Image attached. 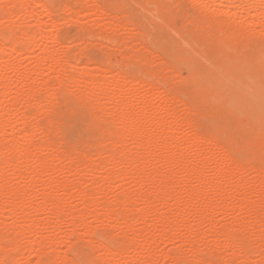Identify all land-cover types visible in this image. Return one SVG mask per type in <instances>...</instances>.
Segmentation results:
<instances>
[{
	"label": "rangeland",
	"instance_id": "rangeland-1",
	"mask_svg": "<svg viewBox=\"0 0 264 264\" xmlns=\"http://www.w3.org/2000/svg\"><path fill=\"white\" fill-rule=\"evenodd\" d=\"M11 1L14 2V0H10V2H9V0L8 1L0 0V11H1L3 6L6 7L4 9L9 10L8 6L6 4H8V5L10 4L9 7H11V5L14 6V3L15 4L17 3L16 4L17 6H15V7L18 8V10L15 8L13 9V11H16L15 13H13L15 15V16L13 15L14 19H13L12 15H11L12 17L10 18V12H8V14L6 15L4 12L5 10L3 11V9H2L3 12L0 14V19L3 17L7 18V17H5V15L6 16L9 15V16H8V19H4V18L1 19L2 23L4 24L5 27L2 28L0 26V29L1 30L6 29V31H9V30L12 31L11 29H13L12 28L13 24L14 25L15 24L17 25V23H18V25L22 24L21 26L17 25V27H19V30H18V28L15 27L16 25L13 26L17 29V31H15L16 29L14 28L15 30L13 29L14 31H12V32L13 33L16 32V33H14L15 36L18 35V37H19V34H20L21 36L25 37V39H26L27 35H28V37L30 36L29 35L30 33H31V35H33V34H35V32L36 33L39 32L38 26H40V25H35L36 23L38 24L42 20L47 22V23L53 21V23H51V25L52 26L55 25L54 26L55 28L54 27L52 28V26H50V23L47 24L43 21L40 23V24L44 25V26L43 25L42 26L47 31H49V30L51 31V29H53L51 34L49 35L48 39L46 38L44 40L43 45L46 46L47 48L49 47V49H50V47H52L51 48L52 50H50V51H55L56 50L55 47L57 45L60 46V47L57 46L56 48H57V50H58V48H61V50L60 51L58 50V52H55V54L53 52V55H55L53 57H55L59 62H62L66 59V61H68L70 63L69 64L66 61L62 62L63 64L67 63L66 65L64 64V67L68 66V67H66L67 72H65V73L67 76L70 75L69 76L70 78L67 79L66 78L67 76H65V73H64V76L61 75V77H62L61 80L65 81L64 82L65 84L64 83H58L59 81H58V78H56V77L59 75H57L56 72H55L56 75H54V72H53L54 67H56V65H55V63L51 64V61L46 62L47 65L44 64L42 66L43 68H41V66H38V65L36 66L37 59L42 56V50H39L37 47L35 48L36 42L30 44L27 40V41H25V44L23 43L24 41L23 42L21 41V43H20L19 42L20 37L18 39V43H16V45H15L16 47L13 46L12 44L16 41V40H14V42H13V39H16L18 37L13 38L12 41L6 42V45L8 48H9V46H13L16 48V50H19V51L21 50L20 52L21 53L24 52V53H22V54L19 53L20 55L18 54V56L12 57V56H15V54H17L19 52V51L17 52L15 50L17 53L15 52V54H14V52H13V54H11L12 56L10 57L9 54L12 53L10 51H12L13 47H11V49L9 48L10 50L8 48H6V51H7L6 55L5 54L2 55V57H4V58L1 57L0 63L4 62L5 59H6L5 60L6 65L9 62L8 59H11L12 63L9 62L8 63L9 65L7 67H4L6 65H4L3 63L2 64L4 66L2 64L0 65L1 67L3 66V68L0 67V79L1 78L3 79V81H2V79L0 80L1 81L0 82V86H1L0 92H2V90H4V87H2V86L8 85L10 89L6 87L4 92L11 93L13 90V94L11 93L12 94L11 96L15 97L16 96L15 95L16 90H17L16 88H18V89H21L20 91H22V93L24 91V93H23L24 95H21V96L19 95V96L20 97L24 96V97L22 99L20 97H15V99L14 98L11 99L12 97L8 93H5V94H7V96L9 95L11 97V98L10 97L6 98V100H5L4 97H6V96L0 95V97H1L0 101L2 103H4V105L7 108H11L10 111L13 109L10 112V115L7 114V119L5 116H2V115H0V119L2 121H5V123L9 124V125L7 124L9 130H11V128L14 126L16 127V125L21 126V130H23V131L24 130L26 131V129H27V131L31 132L33 130L32 131L33 133L31 132L32 135H31V133L27 132L28 136L26 137V139L29 138V140L30 141L32 140V142H30L27 139L28 140V143H27V141L25 140V146H26V148H30V149L32 148L33 152L31 150L29 152H31L33 156L35 155V157H32L31 153L30 154L27 153L28 155L27 154L26 155L28 157H26V155H25V158H23L24 156L23 157L17 156V154H15L16 156L13 154H10L9 157L12 155L11 158H12L13 162L15 161L13 163L14 165L12 164L11 166H8V167L4 166V169L6 168L4 184L6 186L10 187L11 189H17L23 185L22 188H24L25 190L19 194L20 196H18V195L17 196H10V198L5 197L6 195L4 193L0 192V259L3 262H6V264H37V263L38 264H56V263L60 264L63 261V258L67 255V258L69 256L73 257L71 259L72 260L74 259V262L73 261L71 262L70 257H69L68 258L69 260L65 261L66 264H73V263L74 264H76V263L87 264L89 262H90L89 264H98V263L103 264L104 263L103 262V253H102L103 251L102 252L99 251V249H101V250H103V249H102V247H100L97 250V247H99L97 245H99L100 242H103L105 245L108 244L106 246L111 248L112 249L111 251L114 250L113 252H122V250H123L122 254H125V255H120L119 258H117V259L115 257H118L119 254L117 256L113 257L115 262L112 259L113 260L112 261L113 263L111 262L112 264H142L144 261H146V259L148 260L149 255L151 253L152 254L158 253L159 256L162 255V258H163L164 257L163 256L164 254H162L163 252H166V253L169 252L171 255L174 256L181 249H183L182 257L184 254H186L187 256L186 255L184 256V257H187L186 259H183V258L177 259L173 256H172L173 258L171 259V256L169 254L168 255L170 256V258L167 254H165V256L166 255L168 256V258L166 256V258L163 259V261L161 259L162 262H159V264H188V262H189V264H191L192 262H193L192 264H195V263L196 264H232L233 263L232 260L234 261L233 264H237V263L239 264L240 262L242 264L243 263L247 264L248 260H249L248 264H261V263L264 264V261L262 262V260H264V238L262 237V236H264V235H262V233L264 234V231H263L264 225H263V227H261V225L256 222L257 217H261V216L264 217V214H263L264 211H262L264 209V207L262 208V206H264V203L263 204L260 203L261 201H264V198L262 200L261 196H263V194H260L261 196L259 195V193L264 192V179L262 178L263 181L261 180V177H264V173H263V175H262V173H260L262 171V169L264 168V155H263L264 152H260V153L256 154V152L254 150H257V152H258V149H256V148H258L256 146L257 143H255V141H252V137L255 139L256 138L258 139L264 135V133H263L264 132V106H260L258 104L256 105V102H254V100H257V98L260 99L262 97V94L258 93L257 90H258L259 82L264 80V68L262 70H259V71L257 69L259 61L262 58H264V56H263L264 55V51H263L264 50V37L261 36L259 33L261 31V28L257 29L258 33L255 32L256 34L255 33L250 34L246 38V41H245V39H243L244 41L243 40L242 41L244 42V44L242 43V41H240L238 43V45H240V46H238V45L234 46L235 51H241L240 49H242L241 48L242 46H243V49H246V50L242 49V51H243L242 53H239V52L235 53L234 50H231L234 48L226 46L227 42H228L227 40L220 41L221 39H223L221 37L222 36L224 37V34L221 33L219 28H218L219 24L221 23V19L218 17H215V19H214V17H213V19H210V18H212V16L210 17L207 15H205V16H207L205 18L201 17L204 15L198 13V9H197V7H195L196 5L192 2V0H190V1L189 0H128V1L127 0H106V1L105 0H95L96 2L93 0H83V1L81 0L84 3H81L79 0H46V1H48V3L45 0H39L37 6L40 8L37 9L38 7L35 8L36 6L33 7L34 5H32V6L28 7L30 9V11L28 10V8L20 7V5H18V0H16L14 3H12ZM41 1H42V3H41ZM41 4L46 5L45 8H44V5H41ZM98 4H99V6H98ZM41 6H42V8H41ZM63 8H64V10H63ZM147 8H149V10ZM40 9H41V11H40ZM43 9H45V10H43ZM89 10H93V12L91 11V13H90ZM95 10H98V14L95 13L96 12ZM32 11L33 12L36 11L37 17L40 16V17H42V19L40 18V21L38 20V18L35 19L34 17H32V18H34V20L31 19ZM196 11H197V13H196ZM22 12H24V13L27 12V13H25L26 15L23 14L24 15L23 16ZM87 12H89L90 14H88ZM99 12L101 14H99ZM48 13H50V14H48ZM94 13L97 16L94 15ZM157 13H158V15H157ZM199 15H201V16H199ZM78 16H79V19H78ZM48 17L51 18V20ZM72 17H73V20H71ZM27 18H29V19H27ZM74 18H76V20ZM11 19L14 21L20 20L19 21L20 23L19 22L15 23L16 21L13 22ZM48 19H49V21H48ZM52 19H54V20H52ZM8 20L11 21V23L9 25H6L7 23H9V22H6ZM78 20H79V22H78ZM215 20H217V21H215ZM91 25H95V26L93 27ZM49 26H50V28L48 29ZM213 26H214V28H212ZM22 28H24V29H22ZM26 28H28V30ZM215 28H217V30ZM21 29L23 31L25 29L27 30L26 36H25V34H23L25 31L24 32L20 31ZM211 29L216 30V31H214L215 33ZM113 30H115V32ZM164 30H165V32H164ZM21 32H23L22 33L23 35L21 34ZM56 33L58 34L57 35L58 37L56 36ZM143 35L145 37H143ZM23 37H22V39H23ZM96 37H97V39H95ZM142 38H144L145 40ZM119 40H120V42H119ZM53 41H54V43H53ZM8 42H9V44H8ZM55 42H57V43H55ZM27 43H28V45L30 44L29 48L27 46L28 49L25 46V45H27ZM246 43H247V45H246ZM149 44H151L152 47ZM241 44H242V46H241ZM33 45H34L33 48L35 50L33 49V51L29 53V50H30V48L32 49ZM61 45L64 47H62ZM224 46L226 48L228 47L229 48V50L227 49L228 52L231 50L232 53L230 52L229 54L225 55L226 50H225ZM217 47H219V48H217ZM62 48H64V49L66 48V49L64 50ZM114 48H116V49H114ZM251 49H253V50H251ZM63 50L66 52L65 54L63 53L64 52ZM119 51H121V52H119ZM201 51H202V53H201ZM252 51H255V53ZM75 52H77V53H75ZM194 52H195V54H194ZM199 52L202 54L201 57L198 56L200 54ZM222 53H224L225 57ZM120 54H121V56H120ZM219 54H221V56H220L221 58H217V57H219V56H217ZM238 54H241V55L239 56ZM251 54H253V55H251ZM124 55H125V57H124ZM247 55L249 57H247ZM5 56H7V57L5 58ZM195 56H196V58H195ZM208 56L211 57L212 61H210V58L206 60V58H208ZM215 56H217V57H215ZM235 56H237V57H235ZM239 57H241V61L239 60L240 62H243V63L248 62L250 67L248 69L246 68L247 70L245 69L246 73L244 71L242 74H240V76L238 78V84L237 85H231L230 84L231 82L230 83L227 82V79H233L234 70L237 68V65L239 64V61H238ZM15 58H16V60H14ZM61 58H64V60ZM120 58H122V59H120ZM55 60H54V62H55ZM58 61L56 63H58ZM231 61H233V62H231ZM236 61L238 63H236ZM13 63H14V65H12ZM62 63H61V66H59L60 63H58V65H57L58 67H56V69H59V68L61 69ZM210 63L213 66H211ZM70 65L73 68L70 67ZM48 67H50V68L48 69ZM64 67H62V68L66 69ZM74 67L79 68V69H75ZM82 67H83V69L86 68L89 70L88 73L89 74L91 73L90 76L89 75L87 76V72L85 73L86 78L83 76L84 74H82V71H81V70H83ZM68 68L69 69L72 68V70H74V72H72V70L71 69L69 70ZM193 68H196L197 70H199L201 72V74H202L201 78H197L196 76H194V73L192 70ZM215 68H217V70ZM256 69H257V71H256ZM49 70H52V71H49ZM77 70H79V72H77ZM32 71H34V72H32ZM84 71H86V70H84ZM69 72H72L73 74L76 73V76L75 75L74 76H75V78L77 77V80L79 79V76L80 77L83 76L78 80V83L81 82L80 80L84 79V81L81 82V84H78L76 80H75L76 82L75 81L70 82L74 78H72L73 75L69 74ZM100 72H102L104 75L101 74ZM220 72L222 73V75ZM80 73H81V75H79ZM29 74H31L30 76H31V78L34 79V81L36 80L35 82H31L30 80H28ZM119 75L121 77L122 76L123 77L121 78ZM94 76H95V79L93 80ZM112 76H117V77H120L121 79L126 78V80H125L126 83L131 82V83H127V84L128 85L130 84L129 87H131L132 90L129 87H127L126 83L121 84V85H123V84L126 85L125 87L120 85V86H117L118 88H116L112 85V89L114 87L117 90H119L121 87H123L120 90V94H118V96L115 97L120 102H118L114 98V101H115V103H114L112 97H108V100H107V98L102 97L99 93V87L102 86L103 83L104 84L106 83L105 81H103V78H104V80L107 81V79L109 77H112ZM222 76H224V77H222ZM48 77H50L51 79L50 80L48 79L49 80V81H47L48 84H45L44 82H46V81L44 79L47 80ZM63 77L65 79H63ZM247 77H249V78H247ZM88 79H89V81H87ZM134 79H135L136 83H134ZM5 80H6L7 84H6ZM56 80H57V82H56ZM61 80H60V82H61ZM68 80H70V81L68 82ZM158 80L160 81L161 84H159ZM132 81L134 84H132ZM143 81H144V83L145 82L146 83L145 84L143 83L141 85V82H143ZM36 82H38L40 84H38ZM42 82L44 83L45 88L43 87L44 91L41 88V92H39L36 89L42 87L41 86ZM54 82H56V84H54ZM89 82H92V83H89ZM138 82L140 83V85ZM34 83L37 86H35ZM52 83L54 86L52 85ZM86 83H88L90 85L87 84V86H86ZM157 83L160 86L156 87ZM29 84H33L36 87V88L34 87V89L31 92L32 94H34L36 91L37 96H36L35 101L30 99L31 97L29 96L30 93L28 91V85ZM60 84L61 85L64 84L63 85L64 87H65V85L66 86L70 85V86H68V89H67V87H65L66 88L65 89ZM131 84H132V86H131ZM151 84H153V85H151ZM247 84H249V85H247ZM45 85L49 86V88H51V86H53V87L51 90H49V88H47ZM91 85H93V86L95 85V87H92L91 90H93L94 88H97L95 90L94 95H92L90 93L91 92V90H90ZM59 86H61L64 89V92L66 95L63 93V89L61 87L59 88ZM86 87H89V88H86ZM159 88H160V90L158 91L159 95L157 94L156 95L157 97H155V95L151 96V94L158 93L155 91H157ZM59 89H60V92L62 91L61 96H60V92L58 91ZM86 89L87 90L89 89L90 92L89 91L87 92ZM153 89H155V91ZM241 89L244 90L245 92H247L246 93L247 96L243 99V101L240 104L236 105V100H238V97L240 96V92L242 91ZM6 90H8V91H6ZM10 90H11V92H10ZM45 90L48 91L49 95H46L47 93ZM33 91H34V93H33ZM56 91H58V92H56ZM129 91L131 93H130V96L127 97L125 94ZM228 91H230V92H228ZM14 92H15V94H14ZM146 92H148V93H146ZM166 92H167V94H166ZM225 92H226V94H225ZM28 93H29V95H28ZM96 93H97V95H96ZM20 94H21V92H20ZM147 94L150 95L149 97H151V98L153 97L156 99L151 104L145 103L147 108L149 109V111L152 113V114H150L148 111V114H150L149 117L147 116L146 117L147 119L145 118L146 121L143 120V121H145L144 124L146 125V123H147V126H148V127L147 126L145 127V131L148 135L142 134L140 136V138L142 137L141 140L144 141L145 144L139 140V137L137 139L138 142L135 139L134 140H132V139L128 140L130 138H128L126 140L123 137L124 132H121L120 130H118L117 129L118 125H115V123L113 121L116 122L119 119L120 114H122L121 112H124V111H122V109L128 108L127 106L123 107V106H125V104L127 105V102L125 103L126 100L130 99L129 103L132 102L131 104L133 105V104H135V103H133V101H134V102H136V104H139L141 107L143 105H141L140 103L144 104L143 98ZM252 94H254V96H251ZM13 95H15V96H13ZM54 95L58 96L57 97L58 100H56V97H54ZM84 95H87V98L91 97V96L94 97L95 95H96V97H94L93 100L89 98L90 100H88L89 101L88 102L86 100V97H84ZM99 95L101 97H99ZM167 95L170 96V98H168ZM174 95H176V96H174ZM234 95H236V97ZM64 96H65V98H64ZM81 96H83V97H81ZM161 96L165 97V99H163V100H165V102H166V99H167V102L170 99H171L170 101L174 100V102L173 103L172 102L171 103H169V102L165 103L161 99L162 98ZM80 97L82 99L84 98L83 100H86L88 103L86 101L81 102ZM139 97L142 99H140ZM179 97H181V98H179ZM110 98H112V99H110ZM20 99H21V101H20ZM28 99H29V101H28ZM76 99H78L79 101H77ZM178 99H182V103H181V100H178ZM10 100L14 101V102L12 103V102H10ZM30 100H32L33 104H34V102H36L34 105L39 104L40 106L36 105L33 107V104L30 103V105L32 104L31 105L32 107L31 106L29 107ZM41 100H42V103H41ZM5 101H7L6 104H5ZM16 102L19 103V105ZM37 102H39V103H37ZM123 102H124V105H123ZM116 103L118 104L117 106H116ZM119 103H121L122 105L121 104L119 105ZM129 103H128V105H129ZM14 104L16 107L14 106ZM96 104H98V105H96ZM136 104H135V107L139 108V105H136ZM10 105H11V107H10ZM149 105H152L153 108H150ZM185 105H186V107L187 106L188 107L186 108ZM17 106H19V107L17 108ZM46 106H48V107H46ZM96 106H99L100 109L102 107H104L105 109L107 108V110L105 112V110H103L104 108H102V110L99 111V108H97ZM38 107L42 108V109L43 108H45V109L50 108V112H48L49 109H46L47 111L44 110L47 113H42L44 111L39 112V110H41V109H39ZM15 108H17V110ZM32 108H33V110H32ZM119 108L120 109L122 108V109L120 110ZM141 108H144V107H141ZM154 108L155 109L159 108L160 109V110H158L159 112L157 110H154ZM168 108L172 111H168L169 110ZM113 109L115 110V112ZM204 109H207V111ZM188 111L190 114L188 113ZM194 111H196V112H194ZM49 113H51V114H49ZM134 113L135 112L129 111V114H131V115H129L130 117L128 116L129 118H128L127 122H131L132 121L131 119L136 120L135 118L137 117L138 114H134ZM174 113H175V115H174ZM134 115L136 116L135 118H134ZM158 115H159V117H158ZM27 116H29V117H27ZM110 116H112L115 120H113V118H112V120H113L112 121L110 119L111 118ZM175 117L178 120H180L179 121L180 123L182 121H184L186 123L187 120L189 121V119H190L189 123L190 122L193 123L192 122V120H193L195 122L194 125L198 124V127H197L198 133L203 136V138H202V136L200 135L201 139L202 140L204 139L203 141L206 140L207 142H209L210 139H212L211 141L216 140L215 143L211 142L209 144H213V145L218 144L217 146L212 145L214 148L217 147V149L216 148L214 149L209 144H208V146L210 148L206 149V147H208V146L204 147V145H206L207 143L204 142V144H201V143H203L202 140H201V143L197 145L195 143V141L193 140L194 135L191 134V131L193 130V128L190 127V129H189V125L187 126V124H188L187 123L186 127H185V125L183 126L184 129H182V133H180L179 135L174 136L173 131L168 130L166 132V136L169 138V142L173 146L172 152H173L174 156L176 158H178L180 156V150L184 149L189 154L187 157L188 160L186 159L188 162H186V160H185V163L183 162L182 165L180 163L179 164L175 163L176 164L175 166H172V165H174V163L173 164L171 163L170 165L172 167H171V169L170 168L168 169L165 167H168V166L170 167L169 164H166L165 166H163L164 165L163 163L157 162V161L155 162L153 159L151 161L154 163L150 162V164L152 163V165L147 163L149 165L146 164L147 167L145 166L146 168H144L143 179H142L143 182L139 181V183H135V182L133 183V182H131V181H133L132 178H131V180L125 179V178L123 180L120 177L117 178L116 176H119L118 174L115 176V174L117 172L126 173V172L132 171L131 167L128 168V165L126 164V159L128 158L127 156H129V154H130V156L140 155L141 158H139V159H142L143 157L141 155L144 154V152L147 148L146 146H148L146 144L150 143L149 145L152 146L154 139H155V138H152V137H155V136H152V134L154 135V133H155L154 131L157 128V127H154L155 125H153V124L157 123L156 124V126H157L159 124L160 120H163V122L167 121V120L169 122H171V121L174 122ZM23 118L28 120L27 121L24 119V121H27L26 125H24L25 122L23 121ZM139 118H140V116L138 115L137 119H139ZM199 118H200V120H199ZM129 119H130V121H129ZM203 119H205V120H203ZM50 121H51V124H53V126H54L53 127L54 132L51 131L52 133L50 132V129L52 128V125H49ZM110 121H111V125H113V126H111V125L107 126V124H109ZM175 122H178V121H175ZM184 122H182V125ZM31 123L33 125L35 124V126L32 127ZM204 123L205 124L207 123L206 128H205V125H203ZM40 124L42 127L40 126ZM116 124H117V122H116ZM238 125H240V126H238ZM58 126H60V127L58 128ZM103 126L105 127V129L107 127H110L111 130H110V128L109 129L107 128L108 130L107 129L106 130L109 132L106 133V132H104L105 130L102 129ZM234 126H236V127H234ZM35 127H36V129L38 128L37 131L35 130ZM151 127H154V129H151ZM237 127L238 128L240 127L239 130L236 129ZM55 128H57V129L55 130ZM191 128H192V130H191ZM199 128L200 129L202 128V129L200 130ZM39 129H41V130H39ZM234 129L237 130V131H235V133L236 132L237 133L233 135ZM7 130H6V132H7ZM116 130H118L119 134L117 133ZM149 130H151V131L154 130V131H153V133H151ZM253 130H255V131H253ZM260 130H262V133L260 132ZM1 131L2 130H0V138H2V134H3V131L2 132ZM34 131H36L38 133H36ZM147 131L150 132L152 137L149 135V133ZM193 131H192V133H194ZM110 132L114 133V134L112 135ZM8 133L5 135L3 134V136L7 139L6 142L8 144L10 142H12L14 138H18L19 134L17 135V132H15V134L13 133L14 136L17 135V137H14L13 134H10L12 132H10L9 134ZM34 133L36 134L35 138L33 137ZM254 134H256V135H254ZM48 135L51 136L50 139H55V140H53V141L50 140ZM145 135H147V136H145ZM148 136L151 138H148ZM255 136H258V137H255ZM112 138L116 139V142L113 141ZM151 139H153V140H151ZM51 141L54 142V144H52ZM55 141H57L58 143ZM120 141H124V142L126 141L124 143L125 146L124 145H123V147L119 146L120 148H118V145H120L119 144ZM146 141H148L149 143ZM33 142L34 143L36 142L35 145L33 144ZM61 142H63V143H61ZM140 142L143 145H145L144 148L140 149V147H138L139 144L137 145V143H140ZM106 143H108V144L106 145ZM39 144H41V145H39ZM47 144H50V145H47ZM112 144L114 145V147L116 146V148L113 149V152H112V149L110 148V147H112ZM254 144H256V145H254ZM102 145H106V146L102 147ZM202 145H203V147H201ZM259 145L260 144L258 143V146ZM37 146L39 147L38 149H40V151H38V149H36ZM44 146L47 149H45ZM218 147H219V149H218ZM34 148L36 151H34ZM57 148H58L59 152L57 150H55ZM109 148H110V150H109ZM61 149H63V152H65V154L61 151ZM116 149H117V151H116ZM220 149H221V151H220ZM42 150H44V151H42ZM54 150L57 152H53ZM100 150H102V151H100ZM164 150H163V152H166V153H163V154H169L170 153L169 152L170 150H168V149H164ZM222 150H224V151H222ZM99 151L102 153H99ZM131 151L135 154L131 153ZM34 152H36V154ZM66 152H67V156H66ZM124 152L127 156L124 155ZM221 152L222 153L224 152L225 155H226V153H230L227 155L232 156L234 159L236 158V160L243 166L244 171L240 172L241 174L239 173L240 176L237 175V178L234 177L235 178L234 180L229 179V177H228L229 180L233 181L232 183H230L231 181L228 182L229 180H226L228 182V183L225 182L226 185L225 184L223 185L224 181L222 184L221 183L218 184L221 188L217 185L218 190H216L217 188L214 187L213 192L216 194H218L217 192L219 190H221L219 192V196L218 195L216 196V194H214L212 192V189H210V188L207 189L208 194H206V196L208 198L205 197V198H207V199H205V201L207 202L208 206H211V207H209V208H211V209H209L211 211L208 212L209 214H207V215H204L203 213H202L203 214L202 215L200 213L201 211L199 210L200 207L197 208L198 210L197 209L195 210L193 207L195 206V208H196V204L194 206H191L189 204H186V202H184V200H186L187 197L190 198L189 197L190 195H188L187 193L190 192L192 185H194V187H196L194 189H199V188H197L198 186L202 187L201 186L202 181L198 182V181H200V179L202 180V178H201L202 176H203V178L205 177L206 179H209V180H211V178L214 179L213 177H215L216 171H218L216 169H219V165H218V163L216 164V162L220 161L219 159L221 157H223L221 155L222 154ZM54 153H56V155ZM118 153L121 154L122 157L121 156L119 157ZM146 153H145V155H146ZM234 153H236V154H234ZM58 154L60 157L62 155L61 159L57 156ZM208 154L210 157L207 156ZM50 155L58 157V158L55 157V159H54V161L56 163L54 161H52L53 166H55L54 163L57 164L55 167L56 170L54 169L53 166H52V169L50 171L46 170L47 168H45L44 170H46L47 172L46 171L44 172V170H43V171H41L42 173H39L37 175L38 179H36L37 177H34L35 182L38 181V183L36 182L37 184L34 183L35 185L33 184V186L26 184L27 186H24V184L26 183L27 180H28V182L30 181L29 179H27L28 176L26 175V172L28 170H26V169H29V168L30 169H33V168L37 169L39 167L38 165H41L39 163L44 161L47 156H49L50 159L52 158V156H50ZM113 155L115 157H117V158H115V160L118 159L119 164H114L117 162L109 164L111 162H109L108 160L112 159L114 161V158H112ZM145 155H144V157H145ZM235 155H237V156H235ZM257 155H260V156H257ZM39 156L41 157V159H39L40 158ZM71 156H73V157H71ZM85 156L88 158H90V157L91 158L89 160H87L86 158H83ZM204 157L206 158V161L204 160L205 159ZM26 158H27V160H26ZM49 158L48 157L46 158L47 162L50 160ZM71 158H72V160H70ZM208 158L210 161L208 160ZM56 159H59V160H56ZM83 159H84V161H82ZM199 159H202V160H200L201 164L203 163L202 165L198 164ZM17 160H18V162H17ZM37 160H40V162L37 163ZM90 160L92 162H95V164L93 163L94 169L87 167L88 165L86 166L87 168H90V171H89V170L85 169L86 167L84 165H86V164H84L83 162L88 163V164L89 163L92 164ZM112 160H110V161H112ZM120 160H121V162H120ZM227 161H228V163L230 162V160H227ZM52 162L49 161L48 163H50V165H51ZM70 162L72 163V165L70 164ZM146 162H147V160H146ZM76 163H78V164H76ZM228 163L227 162L223 163L222 167H224L226 164L228 165L227 167H229L231 162H230V164H228ZM257 163H258V166L260 165L259 167H257L255 165ZM79 164L81 165V167H83V166L85 167V168L83 167L84 170L82 168V172H79V170L81 169V168H79L80 167ZM90 164H89V166H92ZM100 164H104V165L106 164V166H102ZM184 164H186V166ZM76 165H78V168H76L77 167ZM111 165H113V166H111ZM157 165H159V166L161 165L162 168H156ZM198 165H199V167H197ZM217 165H218V168H217ZM35 166L37 168H35ZM71 166H73L75 168H73ZM101 166L104 167L105 169L102 168ZM195 166L198 169H200V167L202 166V168H201L202 172L201 173H203V175L199 176V179H198V176H196V175L195 176L193 175L194 177L191 178L192 175L190 177V175L188 174L191 170L195 169L194 168ZM95 167H97V169L99 167V170L95 171V169H96ZM227 167L225 166V168H227ZM231 167H233L232 164H231ZM246 167H247V169H246ZM253 167L255 168V170ZM50 168H51V166H50ZM107 168H109V169H107ZM258 168H260L261 170H259ZM158 169H160V171H162V173ZM75 170H77V171H75ZM102 170L103 171L104 170H107V171L110 170V172L112 174L111 177L109 179H107V181L105 180L106 178H104L105 176L103 175L104 173ZM253 170L256 172H254ZM114 171H115V173H114ZM167 171H170V172H167ZM154 172L156 173V176H157V177L155 176L156 177L155 179L158 180V186H156L157 182H154V179H153L154 175H155ZM252 172H254V173H252ZM262 172H264V171H262ZM21 173H23L24 176H27L26 177L27 180H25V177ZM121 173H120V175H121ZM27 174H28V172H27ZM162 174H163V176L161 178ZM165 175L166 176H170V175L175 176V177L173 176L174 177L173 181L168 182L167 189L170 190L169 187H171V185H172V187L176 190L175 191L171 187L174 190L173 191L171 189L172 190L171 192L173 193L172 198H174V197L180 198L181 197L184 199L183 201H182V199L179 200V201H181L182 205H183V202L185 203L184 204L185 206L187 205L186 210L183 209L182 213H181V209L180 210L178 209L180 211L179 212L176 208L177 203L175 201L178 202V199L175 200V198L174 199H171V197L168 198L170 196L168 194H167L168 196L166 195L167 197L165 195H161V198H159L160 197L159 192H157V191L154 192V190L156 188H158L160 190L161 182H162L163 177ZM258 175H261V176H258ZM113 177H115V178H113ZM130 177L131 176H129V178ZM189 177L191 179V182H190ZM259 177H260V179H259ZM110 179H111V181H109ZM112 179H115V180L112 181ZM144 180H146V181H144ZM186 180H187L188 184H186L187 183ZM47 181H48V184L50 185V188L48 187L49 185H47L48 188H45V186H46L45 182L47 183ZM43 182H44L45 186L43 185ZM152 183H155V184H152ZM66 184H67V186H66ZM169 184H170V186H169ZM186 185H188V186H186ZM55 186H57L56 187L57 189L55 188ZM72 186H74V187H72ZM233 186L238 187L239 191H240V189H242L243 187L245 188L246 186L250 187L248 189H250L251 191H253L255 189L257 191H260V192H257L258 194H256V195L254 194V192L256 193V191H253V193L250 192L249 195H251V194L252 195L248 197L249 200L247 199L251 205L258 203V204H255V206L258 205V206H256L257 208H255L253 205V207H254V208H252L253 210L258 209L257 212H259V213L262 212V214L261 213L258 214L257 212L255 213L254 218L256 217V220L254 219L253 222H252V219H253L252 215H251V219H249V221L252 223V226L255 225L253 223H255V222L257 223L254 226L256 228L248 225V224H250V222L247 221L248 218H250V215L248 214L250 212L247 213V211L244 209V211H246L244 213V211L241 210L242 209L241 203L236 202L239 200L241 201V199H239V197L237 196L239 191L237 192V194H235L238 189L235 190ZM184 189L185 190L188 189V192H187V190L185 191ZM223 189L225 190V193L223 192L224 191ZM61 190H63V191H61ZM71 190H74V191H72L73 193L71 192ZM147 190H148V192L154 193V194L149 195L150 199L152 197L154 200L157 199V197H158V199L153 201L152 203L148 200L150 202L149 205L147 204L148 201L146 203L147 205L142 204L141 201L137 202V205L134 206L135 208L132 207L133 205L128 206V208H125L126 205L123 206L124 204L122 202L124 199L120 200L121 196L123 198H125L126 193H128V194H129V192L130 193H132V192L140 193V192H146ZM232 190H234L235 193ZM174 192L176 193L177 196H174ZM81 193H84V194L81 195ZM88 193H90V194L93 193L92 194L93 196H91ZM220 193L225 194V196L228 194L230 196V198L233 199V201L230 199L231 202H229V203L235 202V203H238V205L240 204L239 205L240 210L238 209L239 212H236L237 209L235 206H237V208L239 206L235 203H234L235 205L234 204L229 205V208L231 207L229 210H232L233 212L227 210V207L225 205L228 203H226V202H224V207H226L225 209L227 211L224 209V207L222 208L223 203L220 202V201H222L221 198L224 197V199L222 198L223 201L224 200L227 201L226 197L228 195L226 197L225 196L220 197V195H222ZM233 193L235 194L236 197H234ZM25 194L28 196H26ZM49 194L53 195V197L55 196L54 198L56 200H57L56 196L58 197V199H62V201L61 200L59 201V204H60V206L63 207L62 208L63 210L60 211L61 207H59V211L61 213L58 211V213H60V214H57L58 216L54 217V220H53V217H52V219L50 218V215H48L49 214L48 211H45V213H44V212H40L42 210L39 209V207L43 204V201H44L43 198H45ZM186 195H187V197H186ZM154 196H156V198H154ZM164 196L167 198V199L165 198L166 200L164 199ZM11 197L13 198L14 202H16V203H14L13 201L11 202V200H12ZM27 197L28 198L30 197L29 200H31L32 204H29V207H27L28 205H26L24 203L23 205L24 206L26 205L25 206V207H27V209H26L22 205V203L19 202V200H21V201L23 200V202L25 200H27V204H28V203H30V201L27 199ZM83 197H85L84 198L85 201H92L95 199L97 202L95 201L92 204V205H94L95 208L92 206L88 207V209L82 207L84 201H81V199L83 200ZM18 198H19V200H18ZM117 198L122 202L120 203L119 200L117 201ZM240 198H241V196H240ZM9 199H10V201H8ZM168 199L174 200V201L172 202V201H169ZM228 200H229V197H228ZM116 201L119 203V206L121 207L120 210H119L120 207L119 208L116 207V205L118 204ZM151 201H152V199H151ZM7 202H9V203L11 202V204H13V205L8 204ZM99 202H100V204L102 203V205H103L102 207H99L100 206ZM200 202H202V201H200ZM173 203H176V204L173 205ZM218 203H219V205L222 203L221 209H224V211L223 210H221L222 212L220 211V206L217 205ZM104 204L107 205V207L112 208V210H110L111 212L114 211V208L116 207V212L115 211L114 212L115 213L118 212L117 215L114 216V212H112L111 215H113V216L109 217V215H108L109 208H105L106 206H104ZM110 204L111 205L113 204L112 206H115V207H112ZM259 204L262 206L260 207ZM96 205H97V207H96ZM11 206H14V208L12 207L13 208L12 210L10 208ZM21 206H23L25 208V210L23 209L24 211H22ZM49 206H50V204H49ZM185 206H184V208H185ZM212 206H214V207L212 208ZM103 207L105 209H101ZM191 207L194 210L189 209ZM216 207L217 208L219 207L218 208L219 211H218V209H215ZM37 208L39 210H37ZM47 208H48V206H47ZM47 208H46V210H47ZM96 209H98L99 211H97ZM140 209H145L146 216L148 218L149 217L155 218V216H157V214H158V217H156V218L160 219V217L163 214V217H169L170 216V218H172V220H174V219L176 220V218L177 219L179 218L178 221L177 220L176 221L178 224H180V223L181 224L177 225V223L174 220L175 226H173L171 229H168V230H170V231H168L166 227L163 230L164 227H162L160 225L162 223L158 222L159 219L157 220L155 218L154 221L156 220L155 222L158 225H153L152 223H155V222H153V220H151L152 221V223H151V221H150L151 218H149V219L147 218L146 221H149V224H150L149 225L148 222L145 221V219H143L144 221L141 220L140 218L137 219L138 218L137 217L138 211ZM253 210H251L252 213H254ZM120 211L122 214H120ZM241 211H242V213H240ZM47 212H48V214H47ZM96 212L97 213L99 212V213L96 214ZM125 212L128 214L125 215L126 214ZM152 212H153V214H152ZM42 213H44V214H42ZM79 213H80V215H79ZM81 213H83V214H81ZM92 213L93 214L95 213L96 216H98L99 218L98 217L95 218L94 217L95 214L93 215ZM155 213H156V215L154 217H152V215H154ZM198 213L200 214V216ZM252 213H250V214H252ZM165 214L166 215L168 214L169 216L168 215L166 216ZM177 214H178V216L176 217ZM78 215L80 217H81V215H85L84 216L85 218L84 217L80 218ZM104 215L106 217H104ZM120 215L122 216V218L120 217ZM124 215H125V217L126 216H128V217L125 218ZM159 215H161V216L159 217ZM57 217L60 219L57 220ZM70 217H71L73 224L71 223ZM107 217H109V219ZM111 217H114V218L118 217V219H119L118 221H120V222L119 223L117 222V224H116V222H114L115 220L111 221L112 219H114ZM199 217H202V219H200ZM110 218H111V220H110ZM123 218H124V220L127 219L129 221V223L132 222L133 218H136V220L133 221V224L130 223L132 225L131 226L127 222V220L124 223L122 221ZM203 219L205 220V222L204 221L201 222ZM239 219H240V222H238ZM180 220H182V222L184 220V224H185V226H187V228L189 226V225H187L188 222H190L191 224L192 223L196 224L194 226H198V227H194L195 229L197 228L195 230V233H193V235L189 234L190 232L187 233L186 231L187 230L189 231V229L184 227L183 223ZM206 220L208 221L207 223H206ZM179 221H180V223H179ZM210 221H211V223H210ZM243 221H244V224L246 221L248 222L246 226L243 223L241 224V222H243ZM79 222H82L85 225H82ZM197 222L198 223L200 222L201 226ZM212 222H213V224L215 223V225L219 226L220 230H218V229H217L218 231L216 230L218 233V238H214L213 234H208L209 230L212 228V225H211ZM49 223H51L53 225V226L51 225V227L56 228V230L55 229L53 230L51 227H49ZM126 223L129 225L130 232H129V230L126 229L128 226L127 227L125 226V228H124V225H127ZM239 223L241 224V226L239 225ZM144 224H146V225H144ZM242 225L246 229L243 228ZM257 225H259V227H257ZM13 226H15V227H13ZM56 226H58V227H56ZM71 226H72V228H71ZM130 226H131V228H130ZM144 226L146 227V229L144 228ZM227 226H229V227H227ZM247 226H248V228H247ZM73 227H75V228H73ZM92 227L94 229L96 227V229L93 230L94 234L88 235L87 234L88 230L93 229ZM250 227H252V229H249ZM231 228L238 230V231H241V230L242 231L240 232V234H238L239 233L238 231H237L238 233L233 232L234 230H232ZM241 228H243V229H241ZM257 229H261L262 233L259 232L261 230H257ZM125 230L127 231L126 233H128V234H126L124 232ZM230 230L232 232H229ZM244 230H246V231H244ZM71 231H73V232H71ZM161 231H162V233L165 232V235H168L166 237H169L171 235L175 237V235H177V234H178L177 235L178 237H175L176 239H173V237L171 236L170 238H172V239L168 240V238H165V239H167L166 242H161V239H160V235L162 234ZM173 231H175L176 234H174L175 232L173 233ZM198 231H199V234H198ZM212 231L214 232V230H212ZM212 231H211V233H212ZM13 232H15V233H13ZM16 232H19V233H16ZM98 232L99 233L102 232L101 233L102 235L104 233V237H100L102 235L99 234ZM122 232H124V234ZM140 232L141 233L143 232L142 234H146L145 235V238H147L146 240L149 239L148 241H150V239H151V242L147 241L148 245L146 243L145 244L146 246L143 245L144 247L141 246L135 250L134 246L131 245L132 239L134 238L133 234L135 235V233H140ZM170 232H172L173 234L171 233V235H170ZM227 232H229V233H227ZM73 233H75L77 235H74ZM185 233H186V236H184ZM259 233L262 235V236H260L261 238H263L262 242H260L261 240H260V237L258 236ZM96 234L97 235L99 234L100 236L99 235L98 236L100 238L95 236ZM236 234H238V236ZM85 235H86V237H85ZM108 235H110V238ZM158 235H159V237H158ZM198 235H200V236H198ZM226 235H227V237L230 236L232 238L231 242L235 246L234 249L226 246V245H228V243H227L228 238L226 237ZM106 236H108V237H106ZM188 236H190V237H188ZM221 236H222V238H221ZM183 237H184V239H183ZM256 237H259V238H256ZM145 238H143V239L145 240ZM156 238L159 241H156L155 240ZM82 239L86 240V241L89 240V241L86 243V241H83ZM96 239H98L97 242L95 241ZM124 239H126V241ZM143 239H141V240H143ZM170 240L171 241L174 240V242L170 243L171 242ZM175 240H176V242H175ZM184 240H186V241H184ZM91 241H95L96 242L95 244H97V245H94L93 242H91ZM117 241H118V243H117ZM167 241H169V243ZM257 241H259V242H257ZM40 242H42L43 244L47 243L44 245V247L41 246V248H43V251L44 250L47 251V252H45V251L43 252V256H42L41 260H39V258H37V255L32 252V250L34 251L35 248L37 249V247L38 248L40 247ZM123 242L125 243V245L122 244ZM71 243H73V245ZM103 243H100V245H104ZM237 243H239V244L237 245ZM32 244L35 245V248L33 247ZM87 244H89V245H87ZM87 246H89V248L94 247V250L88 249ZM238 246H239V248H238ZM28 247H30L31 250H29ZM52 248H53L54 252H53ZM193 248H197V251L199 250L200 253L198 252L199 254L197 255V252L195 253L196 250ZM76 249H77V251H76ZM128 249H130L129 250L130 252H128ZM192 249L195 251H192ZM73 250L75 252L74 255H73L74 252H71ZM184 251H185V253H184ZM56 252L58 253V255H56L57 254ZM76 252H77V254H76ZM127 252H128V254H127ZM159 252H161V253H159ZM211 252H212V254H211L212 256L210 255ZM237 253H239V254H237ZM49 255H50V258H49ZM239 255L241 258L239 257ZM10 256L14 257V259L11 258ZM55 256H58L57 260H56ZM180 257H181V255H180ZM191 257H193V258H191ZM197 257L198 258L200 257V258L198 259ZM58 258L60 261L58 260ZM60 258H62V259H60ZM78 258H80V260ZM86 258L88 259V262H87V260H85ZM236 258L239 262L237 260H235ZM76 259H78V260H76ZM182 259L184 261H182ZM173 260H176L177 262H175ZM80 261H83V262L85 261V262L79 263ZM185 261H188V262H185ZM190 261H192V262H190ZM209 262H211V263H209ZM62 263H64V261Z\"/></svg>",
	"mask_w": 264,
	"mask_h": 264
},
{
	"label": "bare ground",
	"instance_id": "bare-ground-1",
	"mask_svg": "<svg viewBox=\"0 0 264 264\" xmlns=\"http://www.w3.org/2000/svg\"><path fill=\"white\" fill-rule=\"evenodd\" d=\"M5 1V0H4ZM6 1H8V0H6ZM16 0H14V2H15ZM46 1V0H45ZM44 1V2H45ZM81 3H84V2H82L81 0H79ZM93 1H95V0H93ZM106 1V0H105ZM128 1V0H127ZM190 1V0H189ZM188 1V2H189ZM9 2H10V0H9ZM12 2V1H11ZM14 2H12V3H14ZM38 2H39V0H18V5H20V7H24V8H28V7H30V6H32V5H34L33 7H35V8H37L38 6ZM47 3H48V1H46ZM96 2V1H95ZM102 2V1H101ZM153 2V1H152ZM192 2L196 5L195 7H197V9H198V13L199 14H203L204 16H201V15H199V16H201V17H207V16H212V18H210V19H213V17H214V19H215V17H218V18H220L221 19V23L219 24V30H220V32L221 33H223L224 34V37L222 36L221 38H223V39H221L220 41H222V40H227L226 42H227V45L226 46H228V47H232V48H234V46H236V45H238V43L240 42V41H242L243 39H245V41H246V38L250 35V34H254L255 32L256 33H258L257 32V29L258 28H261V31L259 32L260 33V35L261 36H263L264 37V0H192ZM11 3V4H12ZM41 3H42V1H41ZM128 3V2H127ZM174 3V2H173ZM17 4V3H16ZM15 3H14V6H12L11 5V7H9V5L8 4H6L7 6H8V9L9 10H7V9H4V8H6V7H2V9H3V11L5 12V14L7 15L8 14V12H10V18L14 15L13 13H15L16 11H13V9L15 8V9H17L18 10V8H16L15 6H17ZM40 4V3H39ZM161 4V3H160ZM41 5H44V4H41ZM67 5V4H66ZM148 5V4H147ZM40 6V5H39ZM45 6L46 5H44V8H45ZM98 6H99V4H98ZM149 6V5H148ZM187 6V5H186ZM40 7H38L37 9H39ZM41 8H42V6H41ZM2 9H1V11H0V14L3 12L2 11ZM71 9V8H70ZM99 9V8H98ZM148 10H149V8H147ZM20 10V9H19ZM28 10L30 11V9L28 8ZM43 10H45V9H43ZM48 10V9H47ZM46 10V11H47ZM63 10H64V8H63ZM62 10V11H63ZM94 10V9H93ZM93 10H89V12L91 13V11L93 12ZM104 10V9H103ZM191 10V9H190ZM21 11V10H20ZM39 11V10H38ZM40 11H41V9H40ZM49 11V10H48ZM47 11V12H48ZM70 11V10H69ZM96 12V14H98V10H95ZM127 11V10H126ZM162 11V10H161ZM89 12H87L88 14H90ZM102 12V11H101ZM130 12V11H129ZM128 12V13H129ZM25 13H27V12H25ZM24 12H22V15L23 14H25ZM94 13V15H96ZM103 13V12H102ZM131 13V12H130ZM137 13V12H136ZM196 13H197V11H196ZM21 14V13H20ZM39 14V13H38ZM48 14H50V13H48ZM72 14V13H71ZM99 14H101L100 12H99ZM5 15V17H7V18H4V19H8V16H6ZM12 15V16H11ZM21 15V16H22ZM26 15V14H25ZM80 15V14H79ZM157 15H158V13H157ZM205 15H207V16H205ZM15 16V15H14ZM14 16H13V19H14ZM20 16V17H21ZM24 16V15H23ZM30 16V15H29ZM97 16V15H96ZM112 16V15H111ZM32 17H34L35 19H37L38 18V20L40 21V18L42 19V17H37V13H36V11H32V16H31V19H33L34 20V18H32ZM99 17V16H98ZM3 18H1V19H3ZM30 18V17H29ZM29 18H27V19H29ZM49 18V17H48ZM209 18V17H208ZM0 19V20H1ZM30 19V20H31ZM50 20H51V18H49ZM49 19H48V21H49ZM75 20H76V18H74ZM78 19H79V16H78ZM10 20V19H9ZM6 21V22H9V23H7L6 25H9L10 23H11V21ZM12 20V19H11ZM24 20V19H23ZM52 20H54V19H52ZM57 20V19H56ZM71 20H73V17L71 18ZM204 20V19H203ZM13 22H15V23H17V22H19V21H17V20H12ZM43 21V20H42ZM41 21V22H42ZM68 21V20H67ZM215 21H217V20H215ZM1 23H2V20L0 21ZM33 22V21H32ZM35 22V21H34ZM38 22V21H37ZM41 22H39L38 24L36 23L35 25H40V26H38V28H39V32H35V34H33V35H31V33L29 34L30 36L28 37V35L26 34L27 33V30H28V28H26L24 31L22 30V29H24V28H22L20 31H23V32H21V34L23 33V34H25V36L27 35V37H26V39H25V37H23V36H21L19 33V37H20V43H21V41L25 44V41H27L28 40V42L30 43V44H32V43H35L36 45H35V48L37 47L39 50H42V56L41 57H39L38 59H37V64H36V66L38 65V66H41V68H43L42 66L45 64V65H47L46 64V62H50L51 61V64L53 63H55V65H56V67H58L57 65H58V63H60L59 64V66H61V63L62 62H64V61H66V59L64 60V58H61V59H63L64 61H62V62H59L55 57H53V56H55V55H53V52H54V54H55V52H58V50L60 51L61 50V48H58V50H57V46L55 47V49L57 50H55V51H50V50H52L51 48L52 47H50V49H49V47L47 48L46 46H44L43 45V42H44V40L47 38L48 39V37H49V35L51 34V32H52V30L53 29H51V31L49 32V31H47V30H45V28L43 27L44 25L43 24H40ZM43 22H45V21H43ZM77 22V21H76ZM78 22H79V20H78ZM0 23V26L3 28V27H5L4 26V24L2 23L1 24ZM20 23V22H19ZM45 23H47V22H45ZM44 23V24H45ZM50 23V26H52L51 25V23H53V21L52 22H49ZM49 23H47V24H49ZM75 23V22H74ZM216 23V22H215ZM56 24V23H55ZM79 24V23H78ZM104 24V23H103ZM170 24V23H169ZM207 24V23H206ZM16 25V24H15ZM14 24H13V26H15ZM17 25H18V23H17ZM17 25L15 26L16 28H18V30H19V27H17ZM20 26L22 25V24H19ZM18 25V26H19ZM43 25V26H42ZM208 25V24H207ZM12 26V28L14 29L15 27H13ZM44 28H42V27ZM48 26V25H47ZM50 26L48 27V29L50 28ZM55 25H53L52 26V28L54 27ZM91 26H95V25H91ZM101 26V25H100ZM106 26V25H105ZM218 26V25H217ZM8 27V26H7ZM216 27V26H215ZM232 27V28H231ZM11 28V27H10ZM15 28V29H16ZM47 28V27H46ZM55 28V27H54ZM114 28V27H113ZM116 28V27H115ZM161 28V27H160ZM212 28H214V26L212 27ZM13 29H11L12 31H14ZM57 29V28H56ZM106 29V28H105ZM165 29V28H164ZM216 30H217V28H215ZM59 30V29H58ZM166 30V29H165ZM165 30H164V32H165ZM212 30V29H211ZM216 30H212L213 32L214 31H216ZM12 31H6V29L5 30H1L0 29V62H1V57H2V55L3 54H5L6 55V48H8L7 47V45H6V42L7 41H12V39L13 38H16V37H18V35H16L15 36V34L14 33H16V32H12ZM15 31H17V29L15 30ZM32 31V30H31ZM55 31V30H54ZM114 32H115V30H113ZM91 32V31H90ZM146 32V31H145ZM202 32V31H201ZM87 33V32H86ZM92 33V32H91ZM134 33V32H133ZM137 33V32H136ZM206 33V32H205ZM212 33V32H211ZM215 33V32H214ZM218 33V32H217ZM255 33V34H256ZM22 34V35H23ZM141 34V33H140ZM207 34V33H206ZM205 34V35H206ZM58 34L56 33V36H57ZM82 35V34H81ZM137 35V34H136ZM145 35V34H144ZM143 35V37H145ZM148 35V34H147ZM194 35V34H193ZM216 35V34H215ZM19 37L18 38H16V39H13V42H14V40H16L12 45L13 46H15L16 45V43H18V39H19ZM22 37H23V39H22ZM58 37V36H57ZM56 37V38H57ZM55 38V39H56ZM101 38V37H100ZM139 38V37H138ZM225 38V39H224ZM62 39V38H61ZM95 39H97V37L95 38ZM142 39H144V38H142ZM206 39V38H205ZM59 40V39H58ZM57 40V41H58ZM117 40V39H116ZM145 40V39H144ZM150 40V39H149ZM148 40V41H149ZM158 40V39H157ZM196 40V39H195ZM249 40V39H248ZM108 41V40H107ZM244 41V40H243ZM242 41V43L244 44V42ZM59 42V41H58ZM62 42V41H61ZM116 42V41H115ZM119 42H120V40H119ZM22 43V44H23ZM53 43H54V41H53ZM52 43V44H53ZM55 43H57V42H55ZM60 43V42H59ZM99 43V42H98ZM208 43V42H207ZM8 44H9V42H8ZM30 44L28 45V43H27V45H25L26 46V48H27V46H28V48H29V46H30ZM196 44V43H195ZM60 45V44H59ZM122 45V44H121ZM143 45V44H142ZM150 46H151V44H149ZM197 45V44H196ZM246 45H247V43H246ZM9 46V45H8ZM13 46H9V48L11 49V47H13ZM20 46V45H19ZM62 46V45H61ZM238 46H240V45H238ZM241 46H242V44H241ZM16 47V46H15ZM15 47H13V49H12V51H10V52H12V53H10L9 55H10V57L12 56L11 54H13V52H14V54H15V52L17 51H19V50H16V48ZM34 47V45L32 46V49L30 48V50H29V53L30 52H32L33 51V48ZM58 47H60V46H58ZM62 47H64V46H62ZM152 47V46H151ZM225 47V46H224ZM226 48L225 47V55H227V54H229L230 52H231V50H234V52L236 53V52H239V53H242L243 51H242V49H243V46L241 47L242 49H240L241 51H235V48L234 49H231L229 52H228V50H229V48ZM257 47V46H256ZM8 48V49H9ZM15 48V49H14ZM27 48V49H28ZM82 48V47H81ZM138 48V47H137ZM217 48H219V47H217ZM254 48V47H253ZM7 49V50H8ZM9 49V50H10ZM26 49V50H27ZM54 49V48H53ZM62 49H64V48H62ZM66 49V48H65ZM64 49V50H65ZM110 49V48H109ZM114 49H116V48H114ZM191 49V48H190ZM228 49V50H227ZM249 49V48H248ZM16 50V51H15ZM35 50V49H34ZM63 50V51H64ZM243 50H246V49H243ZM251 50H253V49H251ZM21 51V50H20ZM16 52L17 54H15V56H12V57H16V56H18V54L20 53V54H22V53H24V52ZM117 51V50H116ZM264 51V50H263ZM119 52H121V51H119ZM227 52V53H226ZM252 52H254L255 53V51H252ZM64 54L66 53L65 51L63 52ZM68 53V52H67ZM75 53H77V52H75ZM200 53V52H199ZM201 53H202V51H201ZM200 53V54H201ZM232 53V52H231ZM19 54V55H20ZM27 54V53H26ZM63 54V55H64ZM194 54H195V52H194ZM198 55L199 57H201L202 56V54L201 55ZM223 55H224V53H222ZM134 55V54H133ZM225 55H224V57H225ZM239 56L241 55V54H238ZM237 55V56H238ZM251 55H253V54H251ZM262 55V54H261ZM66 56V55H65ZM120 56H121V54H120ZM129 56V55H128ZM132 56V55H131ZM139 56V55H138ZM146 56V55H145ZM197 56V55H196ZM196 56H195V58H196ZM197 56V57H198ZM213 56V55H212ZM217 56H219V57H217ZM217 56H215V57H217V58H221L220 56H221V54H219V55H217ZM237 56H235V57H237ZM264 56V55H263ZM7 56H5V58H6ZM64 57V56H63ZM124 57H125V55H124ZM141 57V56H140ZM139 57V58H140ZM198 57V58H199ZM204 57V56H203ZM202 57V58H203ZM246 57V56H245ZM247 57H249L248 55H247ZM2 58H4V57H2ZM56 60H55V59ZM138 58V59H139ZM143 58V57H142ZM210 58V61H212V59H211V57H209L208 56V58H206V60L207 59H209ZM229 58V57H228ZM227 58V59H228ZM259 58V57H258ZM8 59V58H7ZM105 59V58H104ZM120 59H122V58H120ZM4 60V59H3ZM2 60V61H3ZM6 60V59H5ZM5 60H4V62H2L4 65H6V62H5ZM14 60H16V58L14 59ZM54 60H55V62H54ZM60 60V59H59ZM69 60V59H68ZM142 60V59H141ZM145 60V59H144ZM150 60V59H149ZM214 60V59H213ZM231 60V59H230ZM241 61V57H239V59H238V61ZM8 61L10 62V63H12L11 62V59H8ZM7 61V62H8ZM53 61V62H52ZM58 61V63H56ZM126 61V60H125ZM135 61V60H134ZM215 61V60H214ZM239 61V64L237 65V68L234 70V73H233V79H227V82H231L230 84L231 85H237L238 84V78H239V76H240V74H242L244 71H245V69L247 68H249L250 66H249V63L248 62H240ZM8 62V63H9ZM14 62V61H13ZM67 63H69L68 61H66ZM118 62V61H117ZM160 62V61H159ZM203 62V61H202ZM207 62V61H206ZM231 62H233V61H231ZM2 63H0V65L2 64ZM7 63V65L6 66H4L3 64V66L4 67H7L9 64ZM66 63V64H67ZM209 63V62H208ZM230 63V62H229ZM236 63H238L237 61H236ZM65 64V63H64ZM64 64L62 63V67H64ZM65 64V65H66ZM70 64V63H69ZM79 64V63H78ZM195 64V63H194ZM12 65H14V63L12 64ZM54 65V66H55ZM104 65V64H103ZM116 65V64H115ZM121 65V64H120ZM209 65V64H208ZM210 65H211V63H210ZM209 65V66H210ZM3 66L1 67V68H3ZM49 66V65H48ZM122 66V65H121ZM120 66V67H121ZM152 66V65H151ZM172 66V65H171ZM206 66V65H205ZM211 66H213V65H211ZM47 67V66H46ZM56 67H54V75H56V73H57V75H59V76H57L56 78H58V83H64L65 81H63V80H61L62 79V77H61V75L62 76H64V73L65 72H67V68L66 67H68V66H65L64 68H66V69H63L62 67H61V69L59 68V69H56ZM70 67H72L71 65H70ZM77 67V66H76ZM84 67V66H83ZM83 67H82V69H83ZM90 67V66H89ZM187 67V66H186ZM215 67V66H214ZM50 67H48V69H49ZM73 68V67H72ZM72 68H70L71 70H72ZM75 68V67H74ZM113 68V67H112ZM140 68V67H139ZM161 68V67H160ZM206 68V67H205ZM254 68V67H253ZM264 68V58H262L260 61H259V63H258V71L259 70H262ZM56 69V70H55ZM69 69V68H68ZM69 69V70H70ZM75 69H79V68H75ZM81 69V68H80ZM111 69V68H110ZM142 69V68H141ZM216 70H217V68H215ZM246 69V70H247ZM257 69H256V71H257ZM84 70H86V71H84ZM96 70V69H95ZM116 70V69H115ZM143 70V69H142ZM141 70V71H142ZM163 70V69H162ZM193 70V73H194V76H196L197 78H201L202 77V74H201V72L199 71V70H197L196 68H193L192 69ZM250 70V69H249ZM49 71H52V70H49ZM82 71V74H84L83 76L85 77V73L87 72V76L89 75L90 76V74L88 73V69H83V70H81ZM99 71V70H98ZM160 71V70H159ZM32 72H34V71H32ZM56 72V73H55ZM72 72H74V70H72ZM72 72H69V74H72L73 76L75 75L76 76V73L75 74H73ZM77 72H79V70H77ZM98 73V72H97ZM101 74H103L102 72H100ZM115 73V72H114ZM141 73V72H140ZM159 73V72H158ZM221 73V72H220ZM245 73H246V71H245ZM68 74V73H67ZM68 74V75H69ZM118 74V73H117ZM120 74V73H119ZM28 75V74H27ZM31 74H29V77H28V80H30L31 82H35L34 81V79L33 78H31V76H30ZM79 75H81V73L79 74ZM94 75V74H93ZM104 75V74H103ZM148 75V74H147ZM151 75V74H150ZM221 75H222V73H221ZM26 76V75H25ZM65 76H67L66 75V73H65ZM70 76V75H69ZM69 76H67L66 78L67 79H69L70 77ZM72 76V78H74V79H72V81H70V80H68V82L70 81V82H73V81H77V83H78V80L81 78V77H83V76H79V79L77 80V77L75 78V76L73 77ZM120 76V75H119ZM152 76V75H151ZM161 76V75H160ZM165 76V75H164ZM121 77V76H120ZM120 77H117V76H112V77H109L108 79H107V81L106 80H104V78H103V81H105L106 83L104 84L103 83V85L102 86H100L99 87V93H100V95L102 96V97H105V98H107V100H108V97H112L113 98V101H114V98L115 97H117L118 96V94H120V90L123 88V87H121L119 90H117L116 88H118L117 86H120L122 83H126L125 82V80H126V78H124V79H121ZM137 77V76H136ZM135 77V78H136ZM140 77V76H139ZM150 77V76H149ZM156 77V76H155ZM154 77V78H155ZM222 77H224V76H222ZM86 78V77H85ZM138 78V77H137ZM167 78V77H166ZM247 78H249V77H247ZM2 79V78H1ZM0 79V80H1ZM51 79L50 77H48L47 78V80L46 79H44L46 82L47 81H49V80ZM63 79H65L64 77H63ZM95 79V76H94V78H93V80ZM133 79V78H132ZM148 79V78H147ZM226 79V78H225ZM60 80H61V82H60ZM141 80V79H140ZM166 80V79H165ZM2 81H3V79H2ZM54 81V80H53ZM63 81V82H62ZM75 81V82H76ZM81 82H83L84 81V79L83 80H80ZM86 81V80H85ZM87 81H89V79L87 80ZM86 81V82H87ZM96 81V80H95ZM128 81V80H127ZM131 81V80H130ZM138 81V80H137ZM159 81V80H158ZM253 81V80H252ZM1 82V81H0ZM5 82H6V80H5ZM46 82H44L45 84H48V82L46 83ZM56 82H57V80H56ZM56 82H54V84H56ZM67 82V81H66ZM67 82V83H68ZM74 82V83H75ZM81 82L80 83H78V84H81ZM140 82V81H139ZM138 82V83H139ZM190 82V81H189ZM226 82V83H227ZM25 83V82H24ZM27 83V82H26ZM36 83H38V82H36ZM44 83L42 82L41 84V86L42 87H40V88H38V89H36V90H38L39 92H41V88H42V90H43V87H44ZM76 83V84H77ZM89 83H92V82H89ZM127 83H131V82H127ZM126 83V84H127ZM134 83H136V81H135V79H134ZM133 83V81H132V84H134ZM144 83V81L143 82H141V85ZM146 83V82H145ZM144 83V84H145ZM154 83V82H153ZM6 84H7V82H6ZM38 84H40V83H38ZM65 84V83H64ZM63 84V85H64ZM69 84V83H68ZM71 84V83H70ZM73 84V83H72ZM83 84V83H82ZM87 84L88 83H86V86H87ZM94 84V83H93ZM132 84H131V86H132ZM159 84H161L160 83V81H159ZM167 84V83H166ZM165 84V85H166ZM34 85H35V83H34ZM33 84H29L28 85V91H29V93H30V95H29V93H28V95L31 97L30 99H32L33 101H35V99H36V96H37V94H36V91H35V93H34V91H33V93L34 94H32L31 92H32V90L34 89V87L35 86H37V85H35L34 86ZM52 85H53V83H52ZM58 85V84H57ZM61 85V84H60ZM63 85H61V86H63ZM75 85V84H74ZM73 85V86H74ZM88 85H90V84H88ZM97 85V84H96ZM112 85L114 86V87H116V88H114L113 87V89H112ZM139 85H140V83H139ZM151 85H153V84H151ZM221 85V84H220ZM219 85V86H220ZM227 85V84H226ZM247 85H249V84H247ZM26 86V85H25ZM46 86V85H45ZM51 86V85H50ZM54 86V85H53ZM53 86H51V88H49V86H46L47 88H49V90H51L52 89V87ZM61 86H59V88L61 87ZM68 86H70V85H65V87H67V89H68ZM78 86V85H77ZM85 86V85H84ZM111 86V87H110ZM121 86H126V85H121ZM130 86V84L128 85L127 84V87H129ZM158 86H160V85H158V83H157V86L156 87H158ZM175 86V85H174ZM194 86V85H193ZM1 87V86H0ZM2 87H4V90H2V92H0V95H3V96H6V97H4L5 98V100H6V98H8V97H10L12 94H13V90H12V92H11V90H10V92L12 93H9V92H4L5 91V88L7 87V88H9V86L8 85H5V86H2ZM27 87V86H26ZM64 86H63V88H65ZM82 87V86H81ZM92 87H95V85L93 86V85H91V87H90V90H91V88ZM97 87V86H96ZM135 87V86H134ZM152 87V86H151ZM239 87V86H238ZM36 88V87H35ZM45 88V87H44ZM62 88V87H61ZM62 88V89H63ZM86 88H89V87H86ZM131 90H132V88L131 87H129ZM153 88V87H152ZM155 88V87H154ZM190 88V87H189ZM240 88V87H239ZM249 88V87H248ZM10 89V88H9ZM17 90H16V94H15V92H14V94L16 95H13V96H15V97H20L21 95H24L23 93H24V91H23V93H22V91H20L21 89H18V88H16ZM66 89V88H65ZM97 88H94L93 90H91V92L89 91V89L87 90L86 89V91L88 92H90L92 95H94L95 94V90H96ZM126 89V88H125ZM129 89V90H130ZM147 89V88H146ZM156 89V88H155ZM155 89H153L154 91H155ZM47 90V89H46ZM45 90V91H46ZM57 90V89H56ZM160 90V88L157 90V91H155V92H158ZM165 90V89H164ZM242 90V89H241ZM249 90V89H248ZM247 90V91H248ZM6 91H8V90H6ZM44 91V90H43ZM59 92H60V89L58 90ZM58 91H56V92H58ZM66 91V90H65ZM149 91V90H148ZM231 91V90H230ZM230 91H228V92H230ZM20 92H21V94H20ZM38 92V93H39ZM55 92V93H56ZM257 92L258 93H261L262 94V97L260 98V99H258L257 98V100H254V102H256V105L258 104V105H260V106H264V80H262L261 82H259V86H258V90H257ZM5 93H8L9 95L7 96V94H5ZM46 95H49L48 94V91H46ZM50 93V92H49ZM61 93H62V91L60 92V96H61ZM63 93L65 94V92H64V89H63ZM89 93V94H90ZM98 93V94H99ZM130 91L129 92H127L125 95L128 97V96H130ZM146 93H148V92H146ZM183 93V92H182ZM247 92H245L244 90H242L241 92H240V96L238 97V100H236V105L237 104H240L242 101H243V99L247 96V94H246ZM249 93V92H248ZM5 94V95H4ZM57 94V93H56ZM63 94V95H64ZM88 94V93H87ZM90 94V95H91ZM144 94V93H143ZM159 95V92L158 93H154V94H151V96H153V95H155V97H157L156 95ZM166 94H167V92H166ZM224 94V93H223ZM225 94H226V92H225ZM229 94V93H228ZM231 94V93H230ZM250 94V93H249ZM248 94V95H249ZM256 94V93H255ZM20 95V96H19ZM39 95V94H38ZM58 95V94H57ZM57 95H54V97H56V100H58V96ZM66 95V94H65ZM82 95V94H81ZM96 95H97V93H96ZM96 95L94 96V97H96ZM99 95V97H101ZM124 95V96H125ZM191 95V94H190ZM28 96V97H29ZM132 96V95H131ZM150 95L149 94H147V95H145L144 96V98H143V101H144V104H142V103H140L141 105H143V106H141V107H144V108H141L140 107V105L139 104H136V102H134L133 101V103H135L136 105H139V108H136L135 107V104H131V103H129V100H126L125 101V103L127 102V105L125 104V106H123V107H128V108H125V109H122V111H124V112H121L122 114H120V117H119V119L116 121L117 122V124H116V122L115 121H113V120H115L112 116H110L111 118V120H112V118H113V122L115 123V125H118V130H120L121 132H124V134H123V137H124V139H128V138H130V139H128V140H136L137 142H138V137H139V140L142 142V143H144V141H142L141 139H142V137L140 138V136L142 135V134H147L146 133V131H145V127L147 126V123H146V125L144 124L145 123V121H146V117L148 116L149 117V115L150 114H152L150 111H149V109L147 108V106H146V104H151V103H153V101L156 99V98H151V97H149ZM166 96V95H165ZM168 96V95H167ZM174 96H176V95H174ZM235 97H236V95H234ZM250 96V95H249ZM251 96H254V94H252ZM259 96V95H258ZM12 97V96H11ZM10 97V98H11ZM15 97H12L11 99H15ZM24 97V96H23ZM23 97H20L21 99L23 98ZM49 97V96H48ZM81 97H83V96H81ZM80 97V98H81ZM84 97H86V100L88 101V100H90V99H92L93 100V98L94 97H88L87 98V95H84ZM162 97V96H161ZM160 97V98H161ZM1 98V97H0ZM40 98V97H39ZM42 98V97H41ZM47 98V97H46ZM64 98H65V96H64ZM90 98V99H89ZM112 98H110V99H112ZM140 98V97H139ZM168 98H170V96H168ZM179 98H181V97H179ZM21 99H20V101H21ZM38 99V98H37ZM79 99V98H78ZM78 99H76L77 101H79ZM84 99V98H83ZM82 98L80 99L81 100V102L82 101H86V100H83ZM101 99V98H100ZM128 99V98H127ZM140 99H142V98H140ZM162 100L163 99H165V97H162L161 98ZM160 99V100H161ZM32 100H30V102H29V107L33 104L32 103ZM115 100H117L116 98H115ZM169 100V99H168ZM171 100V99H170ZM168 101L169 103H173L174 102V100L173 101ZM178 100H181V103H182V99H178ZM16 101V100H15ZM28 101H29V99H28ZM86 101V102H87ZM118 101V100H117ZM116 101V102H117ZM164 102H165V100H163ZM6 102L7 101H5V104H6ZM10 102H14V101H11L10 100ZM40 102V101H39ZM39 102H37V103H39ZM85 102V103H86ZM89 102V101H88ZM87 102V103H88ZM91 102V101H90ZM118 102H120V101H118ZM142 102V101H141ZM166 102H167V99H166ZM165 102V103H166ZM167 102V103H168ZM17 103V102H16ZM28 103V102H27ZM30 103H32L31 105H30ZM36 102H34V104H35ZM41 103H42V100H41ZM40 103V104H41ZM114 103H115V101H114ZM122 103V102H121ZM121 103H119V105L121 104ZM128 103H129V105H128ZM146 103V104H145ZM184 103V102H183ZM235 103V102H234ZM18 105H19V103H17ZM33 104V107L34 106H36V105H39V104H36V105H34ZM42 105V104H41ZM58 105V104H57ZM96 105H98V104H96ZM118 104L116 103V106H117ZM122 105V104H121ZM123 105H124V102H123ZM146 107H145V106ZM170 105V104H169ZM172 105V104H171ZM14 106H15V104H14ZM40 106V105H39ZM94 106V105H93ZM100 106V105H99ZM99 106H96L97 108H99V111L100 110H102V108H104V107H102L101 109H100V107ZM150 106V108H153L152 107V105H149ZM10 107H11V105H10ZM13 107V106H12ZM16 107V106H15ZM19 106H17V108H18ZM28 107V108H29ZM32 107V106H31ZM46 107H48V106H46ZM121 107V106H120ZM185 107H186V105H185ZM188 107V106H187ZM186 107V108H187ZM198 107V106H197ZM14 108V107H13ZM17 108H15L16 110H17ZM39 108V107H38ZM146 108V109H145ZM245 108V107H244ZM10 109L11 108H7L5 105H4V103H2L1 101H0V115H2V116H5L6 117V119H7V114H9L10 115V112L13 110H11L10 111ZM14 109V110H15ZM39 109H41V110H39V112L41 111H44V110H46V109H49V111L48 112H50V108H39ZM120 109V108H119ZM118 109V110H119ZM120 109V110H121ZM165 109V108H164ZM169 109V108H168ZM192 109V108H191ZM32 110H33V108H32ZM53 110V109H52ZM51 110V111H52ZM98 110V109H97ZM103 110H105V112H106V110H107V108L105 109H103ZM114 110V109H113ZM112 110V111H113ZM154 110H160L159 108L158 109H155L154 108ZM163 110V109H162ZM204 110H206L207 111V109H204ZM219 110V109H218ZM47 111V110H46ZM73 111V110H72ZM111 111V110H110ZM129 111H131V112H135L134 114H138L139 116H140V118L139 119H137L138 118V115H137V117L134 115V118L136 119V120H133V119H131L132 121L131 122H127L128 121V118L130 117L129 115H131V114H129ZM148 111H149V113L150 114H148ZM152 111V110H151ZM168 111H172V110H168ZM190 111V110H189ZM189 111H188V113H189ZM114 112H115V110H114ZM138 112V113H137ZM159 112V111H158ZM191 112V111H190ZM193 112V111H192ZM194 112H196V111H194ZM42 113H47V112H42ZM40 114V113H39ZM49 114H51V113H49ZM190 114V113H189ZM103 115V114H102ZM111 115V114H110ZM115 115V114H114ZM118 115V114H117ZM160 115V114H159ZM159 115H158V117H159ZM174 115H175V113H174ZM129 116V117H128ZM199 116V115H198ZM203 116V115H202ZM205 116V115H204ZM27 117H29V116H27ZM117 118V117H116ZM146 118V119H145ZM207 118V117H206ZM24 119L25 118H23V121H24ZM50 119V118H49ZM130 119H129V121H130ZM25 120H27V119H25ZM143 120H145V121H143ZM199 120H200V118H199ZM203 120H205V119H203ZM207 120V119H206ZM28 121V120H27ZM27 121H24L25 122V124L24 125H26V123H27ZM175 121H178V122H175ZM175 121L174 122H169L168 120L167 121H164L163 122V120H160V122H159V124L156 126V124H153V125H155L154 127H157L156 128V130L154 131L155 133H154V135L152 134V136H155V137H152L151 136V134H150V132L151 133H153V131H151V130H149V131H147L148 133H149V135L152 137V138H155L154 139V142H153V144H152V146H150L149 144V142L148 141H146V142H148L149 144H146V145H148V146H146L147 148H146V150H145V152H144V154L143 155H141L143 158L142 159H139V158H141L140 157V155H135V156H130V154H129V156H127L126 154H125V152H124V155H126L127 157V159H126V164L128 165V168H130L131 167V169H132V171H130V172H126V173H121V172H117L116 174H115V176L118 174L119 176H116L117 178L118 177H120L121 179H123L124 180V178L125 179H130L131 180V178H132V180L133 181H131V182H135V183H139V181L140 182H143L142 181V179H143V171H144V168H146L147 166H146V164L147 163H149L150 164V162H152L151 160H153L154 159V161L156 162H161V163H163L164 165L163 166H165L166 164H173L174 163V165H172V166H175L176 164L175 163H180L181 165H182V163L184 162L185 163V160L187 159V157H188V153H187V151L186 150H184V149H181L180 150V156L178 157V158H176L175 156H174V154H173V146H172V144L169 142V138L166 136V132L168 131V130H172L173 131V133H174V136H177V135H179L180 133H182V129H184L183 128V126L185 125V127H186V124H187V126L189 125V129H190V127H192L193 128V130H192V128H191V130L194 132V133H192V131H191V134H193L194 135V141H195V143L198 145V144H200L201 143V134H199L198 133V130H197V127H198V124L196 125H194V121L192 120V122L193 123H189V121H190V119H189V121L187 120V122L185 123L184 121H182V122H184L183 123V125H182V122L180 123L179 121L180 120H178L176 117H175ZM186 121V120H185ZM202 121V120H201ZM208 121V120H207ZM206 121V122H207ZM54 122V121H53ZM203 122V121H202ZM10 123V122H9ZM30 123V122H29ZM201 123V122H200ZM199 123V124H200ZM8 123H5V121H2L1 119H0V130H2L3 131V134L5 135V134H7L8 132L10 133V132H12V133H10V134H15V132H17V135H18V138H14L13 139V141L12 142H10L9 144L6 142L7 141V139L3 136V134H2V138H0V192L1 193H4L6 196L5 197H8V198H10V196H20L19 194L20 193H22V191H24L25 189L24 188H22L23 187V185L20 187V188H17V189H11L10 187H8V186H6L5 184H4V182H5V170H6V168L4 169V166H11L14 162H13V160H12V158H11V156L9 157V155L10 154H13V155H15V154H17V156H20V157H23V158H25V155L27 154V153H31V152H29L30 150L33 152V150H32V148L30 149V148H26V146H25V140L27 141V143H28V140H29V138H27L26 139V137L28 136V134H27V132H29V131H27V129H26V131L24 130H21V126H17L16 125V127L14 126V127H12L11 128V130H9V128H8V125H7ZM32 124V123H31ZM202 124V123H201ZM207 124V123H206ZM206 124L204 123L203 125H205V128L207 127L206 126ZM11 125V124H10ZM30 125V124H29ZM28 125V126H29ZM49 125H52V128L50 129V132L51 131H53V124H51V121H50V124ZM108 125H111V121H110V123L109 124H107V126ZM230 125V124H229ZM33 126H35V124L33 125L32 124V127ZM40 126H41V124H40ZM102 126V125H101ZM111 126H113V125H111ZM196 126V127H195ZM202 126V125H201ZM238 126H240V125H238ZM242 126V125H241ZM20 127V128H19ZM37 127V126H36ZM36 127H35V130L37 131V129H36ZM42 127V126H41ZM60 126H58V128H59ZM148 127V126H147ZM154 127H151V129H154ZM234 127H236V126H234ZM251 127V126H250ZM30 128V127H29ZM50 128V127H49ZM48 128V129H49ZM101 128V127H100ZM108 129L110 128V127H107ZM106 128V129H107ZM116 128V127H115ZM240 128V127H239ZM239 128L237 127L236 129L237 130H239ZM242 128V127H241ZM247 128V127H246ZM9 131H8V130ZM57 128H55V130H56ZM102 129H104L103 131L104 132H109V131H107L106 129H105V127L103 126V128ZM200 129V128H199ZM202 129V128H201ZM200 129V130H201ZM236 129H234L233 131V135L234 134H236L235 133V131H237ZM6 130H7V132H6ZM30 130V129H29ZM39 130H41V129H39ZM101 130V129H100ZM110 130H111V128H110ZM118 130H116L117 131V133H118ZM241 130V129H240ZM243 130V129H242ZM1 131V132H2ZM33 131V130H32ZM31 131V132H32ZM36 131H34V132H36ZM58 131V130H57ZM119 131V132H120ZM253 131H255V130H253ZM31 132H29V133H31ZM54 132V131H53ZM62 132V131H61ZM144 132V133H143ZM240 132V131H239ZM260 132L262 133V130H260ZM8 133V134H9ZM33 133V132H32ZM32 133H31V135H32ZM36 133H38V132H36ZM52 133V132H51ZM98 133V132H97ZM105 133V134H106ZM111 133V132H110ZM201 133V132H200ZM264 133V132H263ZM14 134H13V136H14ZM48 134V133H47ZM55 134V133H54ZM53 134V135H54ZM112 135L114 134V133H111ZM119 134V133H118ZM17 135H15L14 137H17ZM35 133H34V138H35ZM56 135V134H55ZM54 135V136H55ZM148 135V134H147ZM147 135H145V136H147ZM192 135V136H193ZM201 135V136H200ZM254 135H256V134H254ZM253 135V136H254ZM111 136V135H110ZM122 136V135H121ZM261 136V135H260ZM47 137V136H46ZM48 137H49V139H50V137L51 136H49L48 135ZM56 137V136H55ZM112 137V136H111ZM118 137V136H117ZM122 137V138H123ZM151 137H149L148 136V138H151ZM248 137V136H247ZM255 137H258V136H255ZM33 138V139H34ZM202 138H203V136H202ZM101 139V138H100ZM113 139V138H112ZM209 139V138H208ZM255 138H253L252 137V141H255V143H257V145L256 144H254V145H256L258 148H256V149H258V152H257V150H254L255 152H256V154H258V153H260V152H264V135L263 136H261V138H256L255 140H254ZM48 140V139H47ZM50 140H55V139H50ZM118 140V139H117ZM151 140H153V139H151ZM204 140V139H203ZM202 140V142L203 143H201V144H204V142L205 143H207L206 145H204V147L205 146H208V144L209 143H211V142H213V143H215V141L216 140H214V141H211L212 139H210V141L209 142H207L206 140L205 141H203ZM30 141V140H29ZM51 141V143L52 144H54V142H52ZM58 141V140H57ZM57 141H55V142H57ZM113 141H115L116 142V139H113ZM220 141V140H219ZM30 142H32V140L30 141ZM29 142V143H30ZM45 142V141H44ZM101 142V141H100ZM126 142V141H125ZM124 141H120V145H118V148H120L119 146H121V147H123V145H124V143H125ZM137 143V145H138V147H140V149L141 148H144V146L145 145H143L142 143ZM221 142V141H220ZM36 143V142H35ZM35 143L33 142V144L35 145ZM46 143V142H45ZM58 143V142H57ZM61 143H63V142H61ZM218 143V142H217ZM239 143V142H238ZM254 143V142H253ZM258 143L260 144L259 146H258ZM31 144V143H30ZM68 144V143H67ZM108 143H106V145H107ZM145 144V143H144ZM39 145H41V144H39ZM44 145V144H43ZM47 145H50V144H47ZM57 145V144H56ZM106 145H102V147L103 146H106ZM209 145H213V144H209ZM218 145V144H217ZM217 145H213V146H217ZM220 145V144H219ZM58 146V145H57ZM60 146V145H59ZM87 146V145H86ZM125 146V145H124ZM143 146V147H142ZM212 146V147H213ZM224 146V145H223ZM222 146V147H223ZM252 146V145H251ZM255 146V147H256ZM261 146V147H260ZM34 147V146H33ZM63 147V146H62ZM67 147V146H66ZM101 147V146H100ZM152 147V148H151ZM199 147V146H198ZM201 147H203V145L201 146ZM211 147V148H212ZM231 147V146H230ZM39 147L37 146V148L36 149H38ZM44 148H45V146H44ZM106 148V147H105ZM111 149H112V152H113V149L114 148H116V146L114 147V145L112 144V147H110ZM110 148H109V150H110ZM117 148V149H118ZM207 148H210L209 146L208 147H206V149ZM214 148V147H213ZM216 149H217V147H215ZM214 148V149H215ZM45 149H47V148H45ZM53 149V148H52ZM51 149V150H52ZM69 149V148H68ZM94 149V148H93ZM117 149H116V151H117ZM139 149V148H138ZM164 149H168V150H170L168 153L169 154H163V153H166V152H163V150ZM218 149H219V147H218ZM224 149V148H223ZM55 150H57L58 151V148L57 149H55ZM53 151V152H57V151ZM96 150V149H95ZM119 150V149H118ZM167 150V151H168ZM233 150V149H232ZM235 150V149H234ZM239 150V149H238ZM251 150V149H250ZM34 151H36L35 150V148H34ZM38 151H40V149H38ZM42 151H44V150H42ZM61 151L63 152V149H61ZM100 151H102V150H100ZM99 151V153H102V152H100ZM148 151V152H147ZM165 151V150H164ZM219 151V150H218ZM220 151H221V149H220ZM222 151H224V150H222ZM228 151V150H227ZM226 151V152H227ZM59 152V151H58ZM79 152V151H78ZM135 152V151H134ZM147 152V153H146ZM234 152V151H233ZM253 152V151H252ZM35 154H36V152H34ZM64 154H65V152H63ZM83 153V152H82ZM85 153V152H84ZM98 153V154H99ZM131 153H133L132 151H131ZM145 153H146V155H145ZM220 153V152H219ZM222 153V152H221ZM55 155H56V153H54ZM71 154V153H70ZM69 154V155H70ZM86 154V153H85ZM84 154V155H85ZM119 154V153H118ZM133 154H135V153H133ZM132 154V155H133ZM137 154V153H136ZM227 154H230V153H226V155H225V153L223 152L221 155L223 156V157H221L219 160L220 161H218V162H216V164L218 163V165H219V169H216V170H218V171H216V174H215V177H213L214 179H212L211 178V180H209V179H206L205 177L203 178V173H201L202 171H201V168H202V166L200 167V169H198V168H196V166L194 167L195 169H193V170H191L188 174L190 175V177H191V175H192V177L191 178H193L195 175L196 176H198V179H199V176H202L201 178H202V180L200 179V181H198V182H201L202 181V187H199L198 185V187L197 188H199V189H194V188H196V187H194V185H192L191 187V189H190V192H188V189H186L187 190V194L188 195H190L189 197L190 198H188L187 197V195H186V197L188 198H186V200H184L183 198H178V197H174V196H177L176 195V193L174 192V198H175V200L176 199H178V202L177 201H175L176 203H173V205H175L176 204V208H177V210L179 209H181V213H182V210L184 209V210H186V206L184 205L185 203L184 202H186V204H189V205H191V206H194L195 204H196V208H195V206L193 207L195 210L197 209V208H199V210L201 211L200 213L202 214H204V215H207V214H209L208 212H210L211 210H209V209H211V208H209V207H211V206H208V204H207V202L205 201V199H207L208 197L206 196V194H208V192H207V189H212V192H213V188L214 187H218L219 185L218 184H222L223 183V181H224V183H223V185L225 184L226 185V183L225 182H227L226 180H229V179H235V178H237V175H239L240 176V172H242V171H244L243 170V166L236 160V158L234 159L232 156H230V155H227ZM234 154H236V153H234ZM28 155V154H27ZM26 155V157H28ZM61 155V154H60ZM101 155V154H100ZM117 155V154H116ZM144 155H145V157H144ZM240 155V154H239ZM264 155V154H263ZM16 156V155H15ZM31 156L32 157H35V155L33 156L32 155V153H31ZM50 156H52V158L50 159L49 158V156H47L50 160L49 161H54V159H55V157L56 156H53V155H50ZM60 159H61V157H62V155H61V157L59 156V154L57 155ZM66 156H67V152H66ZM65 156V157H66ZM121 156V154H119V157ZM138 156V157H137ZM208 157H210L209 156V154L207 155ZM206 156V157H207ZM235 156H237V155H235ZM257 156H260V155H257ZM40 157V156H39ZM46 157V158H47ZM58 157H56V158H58ZM71 157H73V156H71ZM118 157V158H119ZM122 157V156H121ZM263 157V156H262ZM30 158V157H29ZM44 158V157H43ZM46 158H45V160L44 161H42V162H40V160H37V163L38 162H40L39 164H41V165H36L35 166V168H37V169H26V170H28L27 172H28V174H27V172H26V175L29 177H27V176H24V174L23 173H21V174H23V176L25 177V180H27V179H29L30 181L28 182V180L26 181V183L24 184V186H27L26 184H28V185H32L33 186V184L34 183H38V181H36L35 182V178L34 177H37V175L39 174V173H42L41 171H43L45 168H47L46 170H51L52 169V166H53V162L51 163V165H50V163H48L47 162V160H46ZM83 158H86L87 160H89L90 158H88V157H83ZM112 158H114V161L112 160V159H110V160H112V161H110V160H108L109 162H111V163H109V164H112V163H114V162H117V163H114V164H119V161H118V159L117 160H115V158H117V157H115L114 155L112 156ZM205 158V157H204ZM212 158V157H211ZM31 159V158H30ZM38 159V158H37ZM39 159H41V157L39 158ZM63 159V158H62ZM76 159V158H75ZM26 160H27V158H26ZM29 160V159H28ZM56 160H59V159H56ZM67 160V159H66ZM70 160H72V158L70 159ZM69 160V161H70ZM122 160V159H121ZM121 160H120V162H121ZM146 160H147V162H146ZM188 160V159H187ZM186 160V162H188ZM200 160H202V159H199V163L198 164H200V165H202L201 164V162H200ZM205 161H206V158L204 159ZM208 160H209V158H208ZM207 160V161H208ZM227 160H230V162H231V164H232V166L234 167H231V164H230V162L228 163V161ZM25 161V160H24ZM82 161H84V159L82 160ZM91 161V160H90ZM210 161V160H209ZM208 161V162H209ZM212 161V160H211ZM228 163V164H230V166L229 167H227L228 165L226 164L225 166L227 167V168H225V166L224 167H222V164L223 163H226V162ZM17 162H18V160H17ZM20 162V161H19ZM55 162V161H54ZM203 162V161H202ZM263 162V161H262ZM56 163V162H55ZM54 163V165L55 166H53L54 167V169H55V167H56V165L57 164H55ZM84 164H86V165H84L85 167L87 166V167H90V168H92V169H94L93 168V163L95 164V162H92L91 161V163L92 164H90V165H92V166H89V164L88 163H85V162H83ZM152 163H154V162H152ZM152 163L150 164V165H152ZM160 163V164H161ZM256 163V162H255ZM259 163V162H258ZM258 163L257 164H255L257 167H259L258 166ZM70 164L72 165V163L70 162ZM69 164V165H70ZM76 164H78V163H76ZM113 164V165H114ZM149 164H147V165H149ZM262 164V163H261ZM14 165V164H13ZM20 165V164H19ZM80 165V164H79ZM100 165H102V166H106V164L104 165V164H100ZM108 165V164H107ZM113 165H111V166H113ZM125 165V164H124ZM126 165V166H127ZM162 165V164H161ZM159 166V165H157L156 166V168H162V166ZM185 166H186V164H184ZM218 165H217V168H218ZM50 166H51V168H50ZM77 167L76 168H78V165H76ZM83 166V167H84ZM101 166V167H102ZM110 166V165H109ZM146 166V167H145ZM168 166V165H167ZM171 165H170V167L168 166V167H165V168H170L171 169V167H172ZM68 167V166H67ZM71 167H73V166H71ZM83 167H81V165H80V167L79 168H81L80 170H79V172H82V168ZM84 167V168H85ZM85 168V169H87V170H89L90 171V168ZM108 167V166H107ZM197 167H199V165L197 166ZM251 167V166H250ZM49 168V169H48ZM73 168H75V167H73ZM84 168H83V170H84ZM96 169H95V171L96 170H99V167H98V169H97V167H95ZM102 168H104V167H102ZM155 168V169H156ZM249 168V167H248ZM254 168V167H253ZM68 169V168H67ZM71 169V168H70ZM101 169V168H100ZM105 169V168H104ZM107 169H109V168H107ZM246 169H247V167H246ZM259 170H261L260 168H258ZM46 170H44V172L46 171ZM56 170V169H55ZM54 170V171H55ZM113 170V169H112ZM159 171H160V169H158ZM163 170V169H162ZM251 170V169H250ZM254 170H255V168H254ZM253 170V171H254ZM75 171H77V170H75ZM88 171V172H89ZM103 171V170H102ZM105 171V172H104ZM103 171V175L105 176L104 178H106L105 180L107 181V179H109L110 177H111V172H110V170H104ZM155 171V170H154ZM258 171V170H257ZM262 171H264V168L262 169ZM260 172V173H262V175H263V173L264 172ZM43 172V173H44ZM47 172V171H46ZM87 172V171H86ZM161 173H162V171H160ZM167 172H170V171H167ZM254 172H256V171H254ZM254 172H252V173H254ZM84 173V172H83ZM114 173H115V171H114ZM120 173H121V175H120ZM160 173V174H161ZM165 173V172H164ZM173 173V172H172ZM240 173V174H239ZM258 173V172H257ZM154 182H157L156 183V186H158V180H156L155 178L157 177L156 176V173L154 172ZM174 174V173H173ZM243 174V173H242ZM259 174V173H258ZM41 175V174H40ZM194 175V176H193ZM22 176V175H21ZM129 176H131L130 178H129ZM156 176V177H155ZM162 176H163V174L161 175V178H162ZM166 176V175H165ZM163 177V180H162V182H161V188H160V190L158 189V188H156L155 190H154V192L155 191H157V192H159V194H160V197L159 198H161V195H170L168 198H170L171 197V199H174V198H172V195H173V193L171 192L174 188L172 187V185H171V187L173 188H171V187H169L170 188V190H168L167 189V185H168V182L169 181H173V179H174V175H170V176H166V177ZM174 176V177H173ZM258 176H261V175H258ZM26 177H27V179H26ZM190 177H189V179H190ZM228 177H229V179H228ZM235 177V178H234ZM113 178H115V177H113ZM262 178L264 179V177H261V180H262ZM36 179H38V177L36 178ZM145 179V178H144ZM259 179H260V177H259ZM113 180H115V179H112V181ZM147 180V179H146ZM146 180H144V181H146ZM109 181H111V179L109 180ZM122 181V180H121ZM137 181V182H136ZM148 181V180H147ZM231 180H229L228 182H230ZM263 181V180H262ZM25 182V181H24ZM150 182V181H149ZM186 182H187V180H186ZM190 182H191V179H190ZM227 182V183H228ZM233 181H231L230 183H232ZM36 183V184H37ZM45 184H46V186L44 185V182H43V185L45 186V188H50V185L48 184V181H47V183L45 182ZM52 184V183H51ZM152 184H155V183H152ZM186 184H188V182L186 183ZM199 184V183H198ZM35 185V184H34ZM47 185H49L48 187H47ZM218 185V186H217ZM66 186H67V184H66ZM169 186H170V184H169ZM186 186H188V185H186ZM57 186H55V188H56ZM72 187H74V186H72ZM220 187V186H219ZM234 187V189L236 190V189H238V187H236V186H233ZM186 188V187H185ZM221 188V187H220ZM219 188V189H220ZM242 188V187H241ZM247 188V189H246ZM248 188H250V187H243L242 189H240V191H239V189L236 191V193H235V191L234 190H232V191H234V193L235 194H237V192L239 191V193H238V197H239V199H241V201L239 200V201H236V202H240L241 203V210L242 211H244V209L247 211V213L248 212H250V213H252L251 212V210H253L252 208H257L256 206H258V205H256L255 206V204H258V203H255V204H250V202L248 201L249 200V196H251V195H249L250 194V192L251 193H253V191H256V193L254 192V194L256 195V194H258L257 192H260V191H257L255 188V190H253V191H251L250 189H248ZM57 189V188H56ZM172 189V190H171ZM194 189V190H193ZM252 189V188H251ZM60 190V189H59ZM159 190V191H158ZM175 190V189H174ZM173 190V191H174ZM185 190V189H184ZM185 190V191H186ZM216 190H218V188L216 189ZM224 190V189H223ZM61 191H63V190H61ZM72 191H74V190H71V192ZM171 193H170V192ZM176 191V190H175ZM221 190H219L217 193L218 194H216V193H214V194H216V196L218 195L219 196V192H220ZM156 192V193H157ZM224 193H225V190L223 191ZM73 193V192H72ZM125 193V192H124ZM150 193V194H149ZM178 193V192H177ZM233 193V195H234V197H236L235 196V194ZM28 194V193H27ZM66 194V193H65ZM82 194H84V193H81V195ZM88 194H90V193H88ZM93 194V193H92ZM92 194H90L91 196H93ZM123 194V193H122ZM151 194H154V193H151V192H148V190L146 191V192H140V193H134V192H132V193H130L129 192V194L128 193H126V195H125V198H123L122 196L120 197V200H122V199H124L123 200V202L122 201H120L118 198H117V201L119 200V202L121 203H123L124 205L123 206H125V208H128V206H130V205H133L132 207L133 208H135L134 206H136L137 205V202H142V204H145V205H149L150 204V202L152 203L153 201H155V200H157L158 199V197H157V199H153V197L151 198L152 199V201H151V199H150V197H149V195H151ZM220 194H222V195H220V197L221 196H225V194H223V193H220ZM240 194V195H239ZM253 194V195H254ZM260 194H263V196H264V192H262V193H259V195ZM24 195V194H23ZM26 195V194H25ZM167 195V196H168ZM228 195V194H227ZM226 195V196H227ZM22 196V195H21ZM26 196H28V195H26ZM164 196V199L167 197H165ZM225 196V197H226ZM240 196H241V198H240ZM261 196V195H260ZM263 196H261L262 197V200H263ZM55 197V196H54ZM53 197V195H51V194H49V195H47L45 198H43L44 199V201H43V204L39 207V209L40 210H42V211H40V212H44L45 213V211H48L49 212V214H48V212H47V214L48 215H50V218L52 219V217H53V220H54V217H56V216H58L57 214H60L61 212L60 211H62L63 209V207L62 206H60V204H59V201L61 200L62 201V199H58V197L56 196V198H57V200L55 199ZM149 197V198H148ZM205 197H207V198H205ZM228 197H229V200H228ZM21 198V197H20ZM84 198L85 197H83V200L81 199V201H84L83 202V205H82V207H84V208H87L88 209V207H90V206H92V207H94V205H92L93 204V202H95L96 200L94 199V200H92V201H85L84 200ZM92 198V197H91ZM154 198H156V196H154ZM223 199H224V197H222ZM221 198V200L222 201H220V202H222L223 203V206H222V208L224 207V202H226V203H228V204H226L225 206L227 207V210L228 211H232V210H229L230 208H229V205H231V204H234V203H229V202H231L230 201V199L233 201V199L232 198H230V196L228 195L226 198H227V201H223V199ZM11 202L13 201L14 202V200H13V198L11 197ZM17 199V198H16ZM27 199L29 200L30 199V197L28 198L27 197ZM167 199V198H166ZM165 199V200H166ZM182 199V201L184 200V202H183V205L185 206V208H184V206L182 205V203H181V201H179V200H181ZM238 199V198H237ZM236 199V200H237ZM248 199V200H247ZM18 200H19V198H18ZM150 202H149V201ZM169 200V199H168ZM8 201H10V199L8 200ZM26 201V202H25ZM24 202H23V200L21 201V200H19V202H21L22 203V205L25 203L26 205H28L27 207H29V204H32V202H31V200H29L30 201V203H28L27 204V200H25ZM116 201V202H117ZM147 201H148V203H147ZM169 201H174V200H169ZM200 201H202V202H200ZM235 201V200H234ZM251 201V200H250ZM11 202L9 203V202H7L8 204H11ZM97 202V201H96ZM14 203H16V202H14ZM18 203V202H17ZM118 203V202H117ZM147 203V204H146ZM222 203L219 205V203L217 204V205H219L220 206V211L221 210H223L224 211V209L226 208V207H224V209H221V205H222ZM238 203H235V204H237L238 205ZM261 204H263L264 203V201H261L260 202ZM49 204H50V206H49ZM99 204H100V202H99ZM128 204V205H127ZM200 206H199V205ZM234 204V205H235ZM11 205H13V204H11ZM25 205V206H26ZM111 205V204H110ZM113 205V204H112ZM111 205V206H112ZM118 205V206H117ZM116 205V207L117 208H119L120 206H119V203ZM216 205V204H215ZM214 205V206H215ZM233 205V206H234ZM240 205V204H239ZM238 205V206H239ZM253 205H254V207H253ZM260 205V204H259ZM10 206V205H9ZM18 206V205H17ZM24 206V205H23ZM23 206H21L22 207V211H24L25 210V208L27 209V207H23ZM47 206H48V208H47ZM103 205H102V203L100 204V206L99 207H102ZM104 206H106L105 208H109V211H108V215H109V217L110 216H113V215H111L112 214V212H116V207L115 206H112V207H115L114 208V211H110V210H112V208H110V207H107V205H105L104 204ZM122 206V207H123ZM198 206V207H197ZM214 206H212V208L214 207ZM262 205H260V207H261ZM14 208V206H11L10 208H11V210ZM59 207H61L60 209V211H59ZM96 207H97V205H96ZM236 207V209H237V211L236 212H239V210H240V206L237 208V206H235ZM264 206H262V208H263ZM46 208H47V210H46ZM95 208V207H94ZM104 207L103 208H101V209H105ZM147 208V207H146ZM192 207L191 208H189V209H193ZM219 208V207H218ZM217 207L215 208V209H218ZM24 209V210H23ZM38 208H37V210H39ZM86 209V210H87ZM121 209V207L119 208V210ZM132 209V208H131ZM188 209V208H187ZM193 209V210H194ZM214 209V210H215ZM235 209V208H234ZM233 209V210H234ZM239 209V210H238ZM251 209V210H250ZM44 210V211H43ZM97 211H99L98 209H96ZM178 210V211H179ZM192 210V211H193ZM198 210V209H197ZM226 210V209H225ZM226 210V211H227ZM249 210V211H248ZM256 210V209H255ZM255 210H253V212L254 213H252V214H250V213H248L249 215H250V218H248V222H250L249 221V219H251V215H252V217H253V219H252V222L254 221V219L256 220V217L254 218V215H255V213L257 212V210L255 211ZM58 211L60 212V213H58ZM106 211V210H105ZM217 211V210H216ZM218 211H219V209H218ZM242 211L240 212V213H242ZM246 211H244V213L246 212ZM262 211H264V209L262 210ZM39 212V211H38ZM39 212V213H40ZM114 212V216H116L117 215V213H115ZM150 212V211H149ZM180 212V211H179ZM178 212V213H179ZM194 212V211H193ZM196 212V211H195ZM199 212V211H198ZM222 212V211H221ZM233 212V211H232ZM235 212V211H234ZM44 213H42V214H44ZM90 213V212H89ZM99 213V212H98ZM97 212H96V214H98ZM126 213V212H125ZM124 213V214H125ZM132 213V212H131ZM258 214H262V212H257ZM41 214V213H40ZM81 214H83V213H81ZM93 214V213H92ZM95 214V213H94ZM93 214V215H94ZM96 214L94 215V217L95 218H97L98 216H96ZM101 214V213H100ZM103 214V213H102ZM120 214H122L121 213V211H120ZM128 213H126L125 215H127ZM151 214V213H150ZM152 214H153V212H152ZM199 214V213H198ZM202 214V215H203ZM257 214V215H258ZM264 214V213H263ZM26 215V214H25ZM79 215H80V213H79ZM78 215V216H79ZM86 215V214H85ZM85 215H81V217L80 218H82V217H84ZM89 215V214H88ZM125 215H124V217H125ZM156 215V213L154 214V215H152V217H154ZM166 215V214H165ZM164 215V216H165ZM168 215V214H167ZM166 215V216H167ZM201 215V216H202ZM134 216V215H133ZM136 216V215H135ZM161 215H159V217H160ZM169 216V215H168ZM178 216V214L176 215V217ZM199 216H200V214H199ZM75 217V216H74ZM104 217H106L105 215H104ZM109 217H107L108 219H109ZM120 217L122 218V216L120 215ZM128 216H126L125 218H127ZM138 217V218H137ZM136 218L137 219H141V220H143V219H145V221H146V219L148 218L147 216H146V212H145V209H140L139 211H138V216H137ZM156 217H158V214H157V216H155V218ZM76 218V217H75ZM85 218V217H84ZM99 218V217H98ZM111 218H114V217H111ZM111 218H110V220H111ZM116 218V219H115ZM114 219H112L111 221H113V220H115L114 222H116V224H117V222L119 223L120 221H118L119 219H118V217H115ZM136 218H133V220H132V222H130L131 224H133V221L134 220H136ZM149 218H151V217H149ZM148 218V219H149ZM155 218H151L150 219V221L151 220H153V222H155L154 221V219ZM200 219H202V217H199ZM56 219V218H55ZM58 219H60V218H58L57 217V220ZM129 219V218H128ZM157 220L159 219V218H156ZM171 219V220H170ZM179 219V218H178ZM178 219L176 218V220L178 221ZM181 219V218H180ZM246 219V218H245ZM52 220V221H53ZM70 220H71V217H70ZM69 220V221H70ZM127 220V219H126ZM126 220H124V218H123V222L125 223L126 222ZM175 220V219H174ZM174 220H172V218H170V216L169 217H163V214H162V216L160 217V219H159V223H162V224H160L162 227H164L163 228V230L165 229V227L167 228V230L168 229H171L173 226H175L174 224ZM175 220V222L177 223V221ZM199 220V219H198ZM210 220V219H209ZM51 221V222H52ZM144 221V220H143ZM181 222H182V220H180ZM180 221H179V223H180ZM205 222V220L203 219L201 222ZM242 221V220H241ZM245 222V224H244V221L243 222H241V224L243 223L245 226L247 225V223L248 222ZM83 222V221H82ZM82 222H79L80 224H82V225H85L84 223H82ZM127 222L129 223V221L127 220ZM146 222H148V224H149V221H146ZM208 221L206 220V223H207ZM238 222H240V219L238 220ZM256 222L258 223V224H260L261 225V227H263V225H264V217H257V220H256ZM253 223V224H257V223ZM71 223H72V220H71ZM70 223V224H71ZM78 223V224H79ZM122 223V222H121ZM129 223V224H130ZM145 223V222H144ZM151 223H152V221H151ZM156 223V222H155ZM155 223H152L153 225H158L157 223L155 224ZM183 226L184 227H186L187 228V226H185V224H184V220H183ZM190 222H188V224L187 225H189L188 226V228L187 229H189V231L187 230L186 232L187 233H189V234H192L193 235V233H195V230L197 229H195L194 227H198V226H194V225H196V224H189ZM198 223V222H197ZM205 223V224H206ZM210 223H211V221H210ZM73 224V223H72ZM79 224V225H80ZM127 224V223H126ZM130 224V225H131ZM151 224V225H152ZM181 224V223H180ZM180 224H178L177 223V225H180ZM199 225H200V222L198 223ZM241 224L239 223V225L241 226ZM51 223H49V227H51ZM144 225H146V224H144ZM150 225V224H149ZM212 230H214V232L212 231V233H211V231L209 230V232H208V234H213V237L214 238H218V233H217V231L218 230H220L219 229V226H217V225H215V223L213 224V222H212ZM249 226H252V223L250 222V224H248ZM254 225V226H255ZM53 226V225H52ZM125 226L127 227L126 229L127 230H129V232H130V229H129V225L127 224V225H124V228H125ZM132 226V225H131ZM131 226H130V228H131ZM148 226V225H147ZM182 226V225H181ZM201 226V225H200ZM254 226H252V227H254ZM13 227H15V226H13ZM56 227H58V226H56ZM227 227H229V226H227ZM242 227L243 228H245L243 225H242ZM252 227H250L249 229H252ZM257 227H259V225H257ZM53 230L55 229L56 230V228H54V227H51ZM50 228V229H51ZM71 228H72V226H71ZM73 228H75V227H73ZM93 228V227H92ZM108 228V227H107ZM144 228L146 229V227L144 226ZM243 228H241V229H243ZM247 228H248V226H247ZM254 228H256V227H254ZM16 229V228H15ZM95 229H96V227H95ZM94 228L93 229H89L88 230V235H93L94 234V231L93 230H95ZM98 229V228H97ZM218 229V230H217ZM232 230H234L233 232H237L238 230H235V229H233V228H231ZM246 229V228H245ZM162 230V231H163ZM186 230V229H185ZM199 230V229H198ZM217 230V231H216ZM223 230V229H222ZM240 230V229H239ZM257 230H261V229H257ZM12 231V230H11ZM10 231V232H11ZM14 231V230H13ZM162 231H161V233H162ZM168 231H170V230H168ZM242 231V230H241ZM241 231H238L237 233L238 234H240V232ZM244 231H246V230H244ZM264 231V230H263ZM71 232H73V231H71ZM125 233L127 232L126 230L124 231ZM124 232H122L123 234H124ZM175 231H173V233H174ZM225 232V231H224ZM229 232H232L231 230L229 231ZM229 232H227V233H229ZM259 232H261L262 233V230L261 231H259ZM13 233H15V232H13ZM16 233H19V232H16ZM99 233V232H98ZM102 233V232H101ZM101 233H99V234H101ZM143 233V232H142ZM141 232L140 233H135V235L133 234V239H132V244L131 245H133L134 246V248H135V250L137 249V248H139V247H141V246H143V245H145L146 243H147V241L149 240H146L147 238H145V235L146 234H142ZM171 233L172 232H170V235H171ZM172 233V234H173ZM221 233V232H220ZM219 233V234H220ZM246 233V232H245ZM74 235H77V234H75V233H73ZM98 234V235H99ZM126 234H128V233H126ZM174 234H176V232L174 233ZM188 234V235H189ZM198 234H199V231H198ZM201 234V233H200ZM238 234H236L237 236H238ZM97 234L95 235V236H97V237H99ZM102 235V234H101ZM113 235V234H112ZM178 235V234H177ZM177 235H175V237H178ZM180 235V234H179ZM205 235V234H204ZM233 235V234H232ZM262 235H264L263 233H262ZM260 233L258 234V236L260 237V236H262ZM109 236V238H110V235H108ZM108 236H106V237H108ZM166 236H168V235H165V232L164 233H162L161 235H160V239H161V242H166V240L167 239H165V238H168V240L169 239H172V238H170L171 236H169V237H166ZM183 236V235H182ZM184 236H186V233L184 234ZM198 236H200V235H198ZM211 236V235H210ZM234 236V235H233ZM257 236V235H256ZM85 237H86V235H85ZM100 237H104V233H103V235L102 236H100ZM99 237V238H100ZM130 237V236H129ZM148 237V236H147ZM158 237H159V235H158ZM157 237V238H158ZM173 237V239H176L174 236H172ZM188 237H190V236H188ZM192 237V236H191ZM194 237V236H193ZM226 237H227V235H226ZM259 237H256V238H259ZM263 238H264V236H262ZM19 238V237H18ZM76 238V237H75ZM143 238H145V240L143 239ZM157 238L155 239L156 241H159V240H157ZM199 238V237H198ZM220 238V237H219ZM221 238H222V236H221ZM228 238V240H227V243H228V245H226V246H228V247H230V248H235V246L233 245V243L231 242V240H232V238L230 237V236H228L227 237ZM263 238H261L260 237V242H262V239ZM80 239V238H79ZM85 239V238H84ZM141 239H143V240H141ZM183 239H184V237H183ZM237 239V238H236ZM77 240V239H76ZM83 240V239H82ZM97 240L98 239H96L95 241L97 242ZM125 241H126V239H124ZM178 240V239H177ZM220 240V239H219ZM83 241H86V240H83ZM82 241V242H83ZM89 241V240H88ZM88 241H86V243L88 242ZM95 241H91V242H93V244L94 245H97V244H95L96 242ZM112 241V240H111ZM115 241V240H114ZM153 241V240H152ZM171 241V240H170ZM184 241H186V240H184ZM256 241V240H255ZM21 242V241H20ZM19 242V243H20ZM46 242V241H45ZM90 242V243H91ZM100 242V241H99ZM98 242V243H99ZM148 242H151V239H150V241H148ZM168 243H169V241H167ZM172 242H174V240H172L170 243H172ZM175 242H176V240H175ZM239 242V241H238ZM252 242V241H251ZM257 242H259V241H257ZM22 243V242H21ZM26 243V242H25ZM89 243V244H90ZM100 243H103V242H100ZM100 243H99V245H97V246H99V247H97V250L100 248V247H102V249L103 250H101V249H99V251H103L102 253H103V262L105 263V264H112L113 262V257H115V256H117L118 254V257H115L116 259L117 258H119V256L120 255H125V254H122V252H123V250H122V252H113V251H111L112 249L111 248H109L108 246H106V245H108V244H104V245H100ZM117 243H118V241H117ZM253 243V242H252ZM42 244V245H41ZM45 244H47V243H42V242H40V247L38 248L37 247V249L35 248V245L34 244H32L33 245V247L35 248V252L32 250V252L33 253H35L36 255H37V258H39V260H41V258H42V256H43V252L45 251H43V248H41V246L42 247H44V245ZM72 245H73V243H71ZM70 244V245H71ZM89 244H87V245H89ZM92 244V245H93ZM123 245H125V243L123 242L122 243ZM151 244V243H150ZM239 243H237V245H238ZM30 245V244H29ZM147 245H148V243H147ZM37 246V245H36ZM114 246V245H113ZM116 246V245H115ZM132 246V247H133ZM146 246V245H145ZM32 247V248H33ZM88 247V249H93L94 250V247L93 248H89V246H87ZM144 247V246H143ZM227 247V248H228ZM29 248V250H31L30 249V247H28ZM27 248V249H28ZM49 248V247H48ZM70 248V247H69ZM73 248V247H72ZM128 248V247H127ZM238 248H239V246H238ZM78 249V248H77ZM77 249H76V251H77ZM133 249V248H132ZM131 249V250H132ZM193 249H195V250H193ZM192 249V251H195V253L197 252V255L200 253L199 252V250L197 251V248H193ZM229 249V248H228ZM47 250V249H46ZM51 250V249H50ZM52 250H53V248H52ZM75 250V249H74ZM74 250L73 251H71V252H74ZM130 249H128V252H130L129 251ZM180 250V249H179ZM230 250V249H229ZM49 251V250H48ZM182 251H183V249H181L180 251H178V253L176 254V255H171L169 252L168 253H166V252H163L162 254H164L163 256V258H162V255L161 256H159V254L157 253V254H150L149 255V258H148V260L146 259V261H144L142 264H159V262H162L163 261V259H165L166 258V256L169 254L170 256H171V259L173 258V257H175V258H177V259H181V258H183V259H186L187 257H184L186 254H184L183 255V257H182ZM191 251V252H192ZM206 251V250H205ZM232 251V250H231ZM45 252H47V251H45ZM53 252H54V250H53ZM88 252V251H87ZM128 252H127V254H128ZM162 252V251H161ZM161 252H159V253H161ZM199 252V253H198ZM203 252V251H202ZM209 252V251H208ZM57 253V252H56ZM68 253V252H67ZM66 253V254H67ZM121 253V254H120ZM176 253V252H175ZM184 253H185V251H184ZM48 254V253H47ZM53 254V253H52ZM65 254V255H66ZM75 254V252L73 253V255ZM76 254H77V252H76ZM80 254V253H79ZM165 254H167L166 256H165ZM207 254V253H206ZM212 254V252L210 253V255ZM237 254H239V253H237ZM249 254V253H248ZM55 255V254H54ZM56 255H58V253L56 254ZM87 255V254H86ZM168 255V256H169ZM180 255H181V257H180ZM205 255V254H204ZM253 255V254H252ZM262 255V254H261ZM52 256V255H51ZM93 256V255H92ZM168 256H167V258H168ZM170 256H169V258H170ZM173 256V257H172ZM187 256V255H186ZM200 256V255H199ZM212 256V255H211ZM210 256V257H211ZM245 256V255H244ZM11 257V256H10ZM48 257V256H47ZM56 257V260H57V257L58 256H55ZM54 257V258H55ZM70 257V256H69ZM68 257V258H69ZM86 257V256H85ZM90 257V256H89ZM203 257V256H202ZM239 257H240V255H239ZM238 257V258H239ZM247 257V256H246ZM250 257V256H249ZM248 257V258H249ZM11 258H13L14 259V257H11ZM49 258H50V255H49ZM67 258V255L63 258V261H64V263H60V264H66L65 263V261H67V260H69ZM71 258H73V257H70V260H71V262L73 261L74 262V259L72 260ZM88 258V257H87ZM85 259V260H87V262H88V259ZM174 258V259H175ZM191 258H193V257H191ZM198 258V257H197ZM200 258V257H199ZM198 258V259H199ZM234 258V257H233ZM241 258V257H240ZM47 259V258H46ZM45 259V260H46ZM60 259H62V258H60ZM79 260H80V258H78ZM78 259H76V260H78ZM82 259V258H81ZM113 259V260H112ZM161 259H162V261H161ZM176 259V260H177ZM182 259V261H184ZM221 259V258H220ZM58 260H59V258H58ZM97 260V259H96ZM176 260H173V261H175V262H177ZM202 260V259H201ZM235 260H237V258L235 259ZM246 260V259H245ZM43 261V260H42ZM60 261V260H59ZM193 261V260H192ZM192 261H190V262H192ZM238 261V260H237ZM249 261V260H248ZM248 261H247V264H248ZM264 260H262V262H263ZM84 263L83 261H80L79 263ZM102 262V263H103ZM112 262V263H111ZM114 262H115V260H114ZM185 262H188V261H185ZM229 262V261H228ZM232 262L234 263V261L232 260ZM236 262V261H235ZM239 262V261H238ZM243 262V261H242ZM53 263V262H52ZM90 263V262H89ZM89 263H87V264H89ZM103 263V264H104ZM183 263V262H182ZM193 263V262H192ZM191 263V264H192ZM204 263V262H203ZM208 263V262H207ZM209 263H211V262H209ZM232 263V264H233ZM260 263V262H259ZM0 264H6V262H3L1 259H0ZM38 264V263H37ZM57 264V263H56ZM74 264V263H73ZM76 264H78V263H76ZM99 264V263H98ZM188 264H189V262H188ZM196 264V263H195ZM238 264V263H237ZM239 264H242L241 262L239 263ZM244 264V263H243ZM262 264V263H261Z\"/></svg>",
	"mask_w": 264,
	"mask_h": 264
}]
</instances>
